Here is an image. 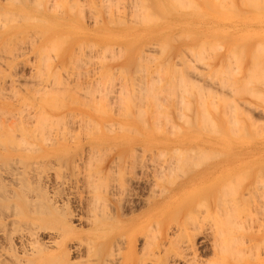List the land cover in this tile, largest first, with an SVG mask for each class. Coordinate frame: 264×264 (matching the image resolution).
I'll use <instances>...</instances> for the list:
<instances>
[{"label":"bare ground","instance_id":"obj_1","mask_svg":"<svg viewBox=\"0 0 264 264\" xmlns=\"http://www.w3.org/2000/svg\"><path fill=\"white\" fill-rule=\"evenodd\" d=\"M2 1L0 0V11L3 15L4 14L3 12L4 11L9 12L11 7L9 6L10 8H8V6H7L9 2L7 4H4L5 0L3 1L4 3ZM11 1H14V0H11ZM19 1H18V3H22L21 4L22 7H24L26 9V7H28V6H26L27 3L31 4V2L33 0L31 2H29L30 0L29 1L27 0V3H25L24 0H22V2H19ZM42 1L43 0H41V1L40 0H36V1L34 0L33 4H35V2H36L37 5L39 7H41L43 5ZM51 1H53V0H51ZM60 1L61 0H59V2L56 1L59 5L57 3L54 5L59 6V9L61 8V11H63L62 10L63 5L60 7ZM65 1L68 2V4L66 2L65 3L69 6V7H67V9H69V11L71 9L70 13L72 12V10H74L76 8V5L80 4V3H76V2H79L80 0L79 1L75 0L76 2L72 1L74 3V6H75V8H73L71 0H69V1L71 2L72 6L70 5V2L68 0H65ZM81 1H83V0H81ZM84 1L82 2V4L84 3ZM91 1H89L90 4H94L91 6H93V7L95 6L96 11H97V9L99 10L101 6L98 8L95 4L98 1L94 0V1H97L94 3H93V1L92 2ZM101 1L103 2V0H101ZM108 1L106 0L105 2L107 3ZM110 1L111 2H109V3L112 5L113 0H110ZM118 1L121 2V0H117L115 2L114 6L113 5L109 6V3L107 5L105 2H104L105 4L104 3L102 4L101 2L100 3L102 5H106L104 7L102 6L103 8L108 7L107 9H105L106 11L105 10L104 11H105V13L108 12L110 14V12H112V11H109V10L112 9V7L114 8L115 5H117L120 8L119 5H121V4H119ZM128 1L129 0H125V2H124V0H123V3H124L123 13L126 10H129V7H127V6L133 7L135 2H136L135 6H134L135 9L132 8V9H134L135 14H134L133 10L130 8L132 10L131 13L134 15V17L137 16V13L141 14V12L145 11V12H143V14L140 15L141 18L143 19V20L142 19L141 20L144 23L148 21L147 24L148 23L150 24V26L148 25L149 27H155V26H151L152 23L150 22V20L152 19L151 21H154V20L156 21L157 18H154L153 15H150V17H148L149 14H151L149 12H148L149 14H146V11L148 10V7L150 6V4H145V5H149V6H146L147 8L145 7L146 8L145 9V8H143L142 1H140V0H138V1H140L139 3L136 0H133V5L129 4L132 2L131 0L129 1V3L127 5L126 2H128ZM174 1L172 0V2H174ZM187 1L188 0H186V2H182L181 3L182 6H180L178 4L179 7H183V9H184L186 6V5L184 6V4L185 3L187 4ZM217 1L218 0H216V2ZM223 1H225V0H222V3H221V0L219 1L222 4V5L219 4V6L223 7V8L220 7V8H222V10L223 9L226 10L228 6L227 7L224 6ZM247 1H249V0H247ZM259 1L261 3L262 2L264 3V0L263 1L259 0ZM15 2H16V0H15ZM63 2H64V0L61 2V4ZM87 2H86V6H88V4H89V3L87 4ZM153 2L155 4V1H153ZM168 2H169V0H168ZM178 2H179V0H178ZM178 2L176 0L175 4ZM239 2H240V0H239ZM242 2L244 3L245 1L241 0L240 6H239V5H237V4H239L238 2L236 4L235 0L234 1L231 0L230 4L233 5L235 3L236 6L241 7V6H243V5H241ZM250 2L252 3V1H250ZM256 2L258 3L257 0H256ZM39 3H40V5H39ZM52 3L53 2H51L49 6H51L53 8L54 6H52L53 5ZM75 3H76V5H75ZM188 3H191V2H188ZM192 3L195 4L196 3L195 0ZM224 3H226V2H224ZM228 3H229V0L226 4H228ZM263 3H262V5H263ZM9 4H11V3H9ZM46 4H49L48 0H47ZM125 4L127 5L126 6L127 9L125 7ZM137 4L138 5L141 4L140 6L142 8L139 6V9H138ZM169 4L171 5L174 3H169ZM244 4H246V2ZM254 4H256V3H254ZM258 4H260V3H258ZM14 5H16V3ZM83 5H85V4H83ZM83 5L82 6L79 5V6L83 8ZM143 5H144V2H143ZM178 5H177V7H178ZM231 5L228 8H231L232 10H233V8L235 9L236 6L232 7ZM247 5L249 6V3ZM252 5H253V3L251 4V6ZM33 6H35V5H33ZM49 6L47 5V6L43 7L42 10H39L41 8H38L37 11H38V13H40L39 15H42L43 13H44L43 15H45L47 12L50 15L49 12L52 13L53 9L51 8L52 11H50ZM91 6L89 8L90 11H91V9H93ZM117 6L115 7L116 11L114 10L115 12L113 11V13L117 14L118 10H122V8L119 9ZM157 6L159 7V4ZM163 6H164L163 8L168 7V5L167 6L163 5ZM197 6L200 7L201 5L199 6L198 3H197V5L195 4V7H196L195 9H200ZM251 6L248 7L249 11H250ZM12 7H13V5H12ZM121 7H122V5H121ZM193 7L194 6H192L190 4V8H193ZM214 7L215 6L213 5V8ZM243 7H245V6H243ZM253 7H255V5L252 6V8ZM256 7H258V6H256ZM85 8L86 7H84V10H85ZM140 8H141V10H140ZM173 8H174V5H173ZM188 8H189V6H188ZM190 8H189V11H190ZM261 8H263V7L261 6ZM17 9L20 10V8H17ZM57 9L58 8H56V11H55L56 13L59 11V10L57 11ZM142 9H143V11H142ZM150 9H151V7H150ZM169 9H170V11H169ZM169 9H168V11L171 12L170 7H169ZM210 9H212V8H210ZM214 9H216V8H214ZM236 9H239L238 12L240 10L243 11V9L245 11V8H243V9L236 8ZM81 10L83 11V9H81ZM81 10H79L78 13H76V14L80 15L82 13V15H80V17L82 16L81 18L84 20V19H86L84 17V15H85V13H86L85 11L87 9L84 12H81ZM131 10H129L127 14H131V13H129ZM135 10H137V11L140 10L141 12H136ZM157 10H158V8H157ZM166 10H167V8H166ZM166 10H161V11L166 12ZM177 10H179V9H177ZM177 10H175V11H177ZM260 10H262V9H260ZM11 11L9 12V14L11 13ZM15 11H16V9H14V12ZM183 11L184 10H182V12ZM186 11H188V10H186ZM233 11H235V13H236V10H233ZM253 11H254V9H253ZM18 12L15 14L16 16L13 13L14 18L17 17L18 20H19V18H20V20H22L21 19L22 15L20 17L17 16ZM20 12H21V14L23 13L22 11H20ZM25 12H26V10H25ZM29 12H30V10H29ZM76 12H77V10H76ZM177 12H179V11H177ZM182 12H180V13H182ZM1 13H0V17L2 16ZM7 13H5L7 20L9 19V20H12V22H13V18L11 19V17H13V15L11 16V14H10V17H9V14L7 15ZM36 13H33L34 14V17H33L34 20L39 19L38 15H37L38 13L37 14ZM53 13H54V11H53ZM56 13H55V15H56ZM62 13L63 12L60 13V16ZM65 13H66V15L63 16V14H62V17H59V18L56 17L58 19H56L55 21H54V19L51 18L53 20L52 22L57 23V25H61V24L69 25V23H71V21L73 22L74 20H76V19H74V20H72V19L76 18L77 16L73 17L71 19L70 15H68L67 12H65ZM74 13L75 12H73V14ZM118 13H120V15L123 14V13H121V11H119ZM144 13H145V18H144V16H142V15H144ZM154 13H155V10H154ZM174 13H176V12H174ZM186 13L188 14V12H186ZM186 13H185L186 16H189V15L191 16L193 14L192 13V14L187 15ZM189 13H191V12H189ZM220 13H221V11H220ZM244 13H243L244 15L247 14L246 12H244ZM35 14L37 15L36 17H35ZM87 14L89 16L91 15L88 12H87ZM92 14L94 15V13H92ZM97 14H100L99 11ZM109 14L105 15V17L107 16L108 20L110 19V17L113 18V22H114L116 17L114 16L115 17V19H114L113 15H115V14H113V15L110 14L111 16H109ZM196 14H197V12H196ZM253 14H255V13L253 12ZM55 15H53V16H55ZM79 15L77 18L78 21H79ZM133 15H132V18H133ZM200 15L202 16L201 12H200ZM223 15L226 16L224 13H223ZM46 16H47V14H46ZM125 16H126V20L124 18H122L121 16L117 15V17L121 18L119 20H121L122 22H123V20H124V22L128 20L127 19L128 15L125 14ZM140 16L138 15V18L136 17V19L133 18L134 20L130 16L132 21H130V20L129 21L133 22V23H137L138 20H140ZM154 16H155V14H154ZM159 16H160V14H159ZM172 16H174V15H172ZM186 16H185V18H186ZM197 16H198V14H197ZM4 17L5 16H3V18H0V20L1 19L4 20ZM94 17H95V19L101 18L98 15L93 16V19H94ZM123 17H124V15H123ZM209 17H210V15H209ZM232 17H233V15H232ZM249 17H247V19H246L247 21H248ZM257 17L260 18L261 15H260V17L257 15ZM23 18H25L26 20H32L29 18V16H27V18H26V16H23ZM53 18H55V17H53ZM146 18H148V19H146ZM160 18H162V16ZM183 18L184 17H182V19ZM244 18H246V17H244ZM244 18H240V19L243 20ZM25 19H23V20H25ZM90 19H91V17L89 18V21H90ZM95 19L93 20L94 23L96 21H100V23H101V22H103L102 20H104L101 18L102 20L99 19V20L95 21ZM260 19H262V18H260ZM3 20H1L2 22L0 21V23L3 24ZM7 20L6 21L4 20L3 26L5 25V22H10L9 20L8 21ZM40 20L41 19H39V21ZM44 20L46 21L45 18H44ZM83 20H81V21H83ZM108 20L106 21L107 23L112 21V20L111 21H108ZM117 20H118V18H117ZM135 20H137V21L135 22ZM165 20L167 21V17ZM169 20H168V22H169ZM171 20H173V19H171ZM208 20H210V19L208 18ZM262 20H264V19H262ZM142 21H139V22L142 24L143 23ZM158 21H160V19H158ZM158 21H157V24H159V26H161L160 23H162V22L158 23ZM162 21H164V20H162ZM173 21L175 22L176 20H173ZM184 21H186V19H184L182 22H184ZM198 21H200V20H198ZM223 21H224V19H223ZM234 21L235 20H233L232 22H234ZM257 21H258V19L256 20V22ZM14 22L18 23L17 21H14ZM23 22H25V21H23ZM33 22H35V21H33ZM52 22H49V23L51 24ZM84 22H88V21H84ZM180 22H181V20H180ZM182 22H181V24H182ZM219 22H221V20H219ZM256 22H255V25H256ZM19 23H21V21ZM36 23H38V22H36ZM39 23H41V22H39ZM79 23H80V21H79ZM79 23H77V24H79ZM90 23H91V21H90ZM116 23L117 22L115 21L114 24H116ZM121 23L118 22V25H120ZM196 23L194 22L192 24L195 26L196 25L198 26L199 22L197 24ZM200 23H202V25H203L204 22H200ZM200 23H199V25H200ZM211 23H212V21H211ZM213 23L211 24V26L213 25ZM217 23L218 22L216 21V24ZM221 23L223 25L226 22L225 23L221 22ZM237 23L239 24V22H237ZM244 23L247 24V22H244ZM250 23H251V25L253 24V26H254L253 22H250ZM258 23H259V21H258ZM258 23H257V25H258ZM2 24H0V26H2ZM48 24H46V25H48ZM81 24L82 23H80V25ZM95 24H97V22ZM110 24H113V23L111 22ZM157 24H155V25H157ZM243 24H242V26H243ZM249 24H248V26H249ZM71 25H73V24H70L69 26H71ZM133 25H136V24H133ZM143 25H145V24H143ZM180 25L178 27H183ZM222 25H220V26H222ZM230 25H232V24H230ZM236 25L237 24H235V26ZM240 25H238L237 30H238ZM3 26L1 27L2 29L0 28V30L4 29ZM37 26H39V25H37ZM99 26H98V28H100ZM174 26H175V24H174ZM208 26H210V23ZM213 26L215 29V24ZM217 26H219V24ZM48 27H50V25ZM87 27H88V25H87ZM87 27L85 26L86 31L88 33L89 31H88ZM94 27H95V25H94ZM190 27L191 26H189V29H190ZM225 27H227V30H228L229 27L228 26H225ZM8 28L5 29L7 31V33H8ZM20 28L22 29V27H20ZM20 28H15V30L16 29L19 30ZM67 28H68V26L66 27V29ZM80 28L82 29L83 27H80ZM85 28L83 29V31L85 30ZM104 28H105V26H104ZM104 28L102 27V30H104ZM118 28H119V26H118ZM168 28H170V27H168ZM175 28H176V26H175ZM246 28H247V26H246ZM255 28H256V26H254L252 28V29H254L253 30L254 32H252L254 34L256 33V30H257V28H256V30H255ZM38 29H41V28H38ZM75 29H72V30H75ZM89 29H90V27H89ZM93 29L95 30V28H93ZM120 29H122V27ZM165 29H167V28H165ZM171 29H173V28H171ZM184 29H185V25H184ZM184 29L182 31H180V33H182L181 35H179L180 34L179 33L177 36V34H176L178 32L177 31L175 33L176 35L174 36V34H173L172 36H174V38L177 40L178 39L181 40L186 36V38L189 37V38H187L189 40L190 35L187 36L188 35V34H186L187 32L185 34H183ZM191 29H192V27H191ZM212 29H213V27L211 28V30ZM234 29H236V28H234ZM234 29L233 30L231 29V30L233 32H235ZM239 29H241V26ZM17 30H16V32H17ZM72 30H70V31H72ZM108 30H110V29H108ZM159 30H161V29H159ZM190 30H188V32ZM195 30H196V28H195ZM195 30H194L193 35H195V33H196ZM249 30H250V28H249ZM13 31H12V33H15ZM28 31L29 30L27 28V32ZM39 31L37 33L34 30H33V32L30 31L31 33H33L35 35L34 36L32 34L31 36L36 37L38 35L39 38L36 37V39L38 38L40 40V38L42 36L44 37V35H42V34L49 32V30H47L46 32L41 31L42 32V34H41V32H39ZM78 31H81V30H78ZM126 31H128V29ZM131 31H132V29H131ZM162 31H159V32H162ZM198 31H200V29H198ZM84 32H80V33H84ZM94 32H96V31H94ZM108 32H110V31H108ZM142 32L145 34L144 31H142ZM149 32H150V30H149ZM191 32H192V30H191ZM212 32H213V30H212ZM222 32H223V30H222ZM53 33H54V31H53ZM153 33H155V32H153ZM165 33H166V31L164 32L163 36L166 35ZM173 33H174V31H173ZM197 33H200V32H197ZM206 33H208V32L206 31L204 33V35ZM229 33H231V32H229ZM21 34H23L22 35L23 38H20V34H19V37H17L16 34L14 36L17 42H18L17 38L20 39L18 43L21 42L22 44H25V42L23 43V41H22V40H25V38H28L26 40H29L30 38H32V39H30L31 40L30 42L32 44H35L38 42V41H35L36 39L31 37L30 35H29V37H27V35L24 34V31H23V33L21 32ZM27 34H29V32ZM55 34H59V33H55ZM95 34L96 33H94V36H97ZM100 34L102 35V33H100ZM103 34H106V33H103ZM112 34L114 36V33H112ZM120 34L117 33L118 36ZM152 34L150 36H152ZM190 34L192 35V33H190ZM226 34H228V33L226 32ZM233 34H236V32ZM233 34H232V36H233ZM243 34H244V32H243ZM245 34H246V32H245ZM3 35H5V34H3ZM3 35H1V33H0V36L3 37ZM60 35H61V33H60ZM92 35H93V33H92ZM134 35H135L134 40H136L135 42L138 43L139 41H137V38H136V35H138V34L136 33ZM141 35H142V33L139 34V38H141ZM158 35L159 34L157 33V36ZM183 35H185V36L182 37ZM10 36L8 37V39H6L7 36L5 37L6 42L4 41L2 43V46H0V47H3L4 45L7 47L8 43H10L8 45L9 47H10V45H13V47L16 46V44H15L16 41L13 38V35L11 36L12 37L11 41H13V39H14V41H15V42L13 41L14 44L10 42V39H11ZM24 36H26V37H24ZM46 36L47 35L45 34L44 39L46 38ZM105 36H104V38L108 37V36L107 37H105ZM124 36H126V35H124ZM163 36H161V38L165 39V38H163ZM172 36H169V37H172ZM224 36L230 37V34L224 35ZM247 36L249 38H251V35L249 36V34H248ZM55 37H56V35H55ZM62 37L65 39L64 35ZM62 37H61V39H59L60 41H63ZM70 37L69 38L73 40L74 36L72 37V35H71ZM178 37H180V38L182 37V38L180 39ZM192 37H194V36H192ZM209 37H210V35H209ZM212 37H216V35L212 36ZM238 37L239 36L237 35V38ZM253 37H255V35ZM66 38L68 39V37H66ZM76 38H79V37H76ZM76 38H74V40ZM139 38H138V40H139ZM142 38H145V37H142ZM156 38L157 37L154 38V41L158 39V38L157 39ZM197 38L195 40L200 39V38H198V39ZM70 39H69V41L66 40L67 42L64 45L62 42H61V44H58V43H60V41L58 39H57V41H59V42L56 43V38H55V42H54V40L52 42L56 43L58 45H61V46L63 45V48L65 47V49L68 50L71 48V46H70V48H68L69 46H67V43L70 42ZM80 39H81V37L79 38V40ZM86 39H88V38L86 37ZM91 39H90V42H93V41H91ZM100 39H103V36H101ZM129 39H130V37H129ZM129 39H126V40H129ZM151 39H153V38H150L149 39L150 42H149L148 39L145 38L141 42L144 43L145 40H147L148 43L151 44V46H152V44L154 45V46H152V48H150L151 46L148 44H143L144 46L140 52L138 51L137 47L134 49H137L138 53L139 54L142 53V55H144L146 53V51H149V54H151L150 51H152V50H153L152 54H154L156 52V50H159L161 48V45H159L160 42H157V41H156L157 44L156 43L154 44V41L153 40L151 41ZM167 39H168V37H167ZM173 39L169 38L170 41L165 39L166 41L163 40V42L165 41L168 44V42H171V40H173ZM202 39H204V38L202 37ZM7 40H9V41H7ZM48 40H50V38H48ZM109 40H110V38H109ZM119 40H121V39H119ZM188 40H186V42ZM232 40L233 39L231 38V41ZM33 41H35V43ZM50 41H47V42H45V40H44V42L42 41L43 44L44 43L46 44V45L44 44V46H46L47 48H45L43 45H41V49L44 47L43 49H45V50H42V51L45 53L47 51L48 58L52 59V58L57 57V55L55 54L57 52V50L55 53L51 52L54 50L55 47L52 48L50 46L52 44V43H49ZM112 41H114V40H112ZM160 41H161V39H160ZM193 41H194V39H193ZM215 41H216V44H219L220 41H224V40L218 39V41H219L218 42L216 39ZM215 41L212 42V44L213 43L215 44ZM0 42H2L1 37H0ZM30 42L28 43V41H26V43H28L29 46L32 47ZM63 42H65V40ZM94 42H96V41H94ZM176 42L178 43V41H176ZM189 42H192V41L189 40L188 43ZM194 42H192V43H194ZM210 42L211 41L209 39V41H207V44H209ZM4 43H6L7 45ZM47 43L50 44V45L48 44L49 47L47 46ZM76 43H77V41H76ZM76 43H75V45H77ZM79 43H81V42H79ZM108 43H109V41H108ZM142 43H141V45H142ZM145 43H147V42H145ZM174 43H175V41H174ZM200 43L202 45V43L205 44L206 41L205 42L200 41ZM228 43H230V42H228ZM261 43L263 45V42H261ZM81 44H83V42ZM84 44H86V42ZM93 44L95 45V43H93ZM93 44H92V46H93ZM100 44H101V46L104 45L102 41ZM100 44H99V46L96 44V46L101 47ZM132 44H134V43H132ZM186 44H183V46L185 47ZM214 44H213V46H215ZM241 44H242V42H241ZM20 45H17V47H20ZM27 45L25 44V46L27 48H31V47H28ZM70 45H72V44L70 43ZM83 45L82 46L80 45V48L82 50L84 48ZM87 45H88L87 47L89 48L90 44H87ZM111 45L113 46V44H111ZM141 45L139 47H141ZM155 45L156 46L159 45V47L157 46L156 49L153 48V47H155ZM162 45L164 46V47L163 46L162 47L165 48V50L163 49L164 53H165V51L167 52L168 51V50H166L167 45H164V44H162ZM195 45H197V44H195ZM201 45H200V47L197 48L199 51L201 50L200 48H202L203 50H206V48H207L208 51L206 50L205 52L203 51L202 53H200L201 55H199V54L196 55L197 52L199 53V51L196 49L197 51L194 53V57L196 55V57H195L196 59L193 61L195 62L198 58V61L200 63L203 62V64H205L204 63V61H205L206 64L204 66H206L207 64L209 65V63H207L206 60H212L213 57H211V56H213L215 54V52L219 51L220 49L216 50V47L218 45L215 46L214 48L212 45H210V46H212L213 49L209 45L206 46V44L204 45V47H205V49H204V47H202ZM235 45L233 44V47L230 50L227 49V51L229 50V53H227V55L229 56L230 54H232L231 59H233L236 56L239 59L234 58L233 60L237 59V61L238 60L240 61L241 56L238 57V55H235V53H236V51H234V49L236 50ZM260 45L261 44H259V46ZM5 46L3 47V49H0V52L3 51L5 48L6 50H4L2 52L4 55H5V53H6V55L7 54L11 55L10 53H12V55H13V56L12 55L10 56L11 58L7 56V58H8L7 59L6 55H5V57H3L4 55L2 53L0 54V55H3V56H1L2 59L6 58V60H7V61L2 60V59L0 60V61H4L2 63L5 64V66H6L5 69L7 71L9 64L11 62L13 63V60L18 62L19 59L16 60L17 59L16 56L19 55V58L22 56L24 57L26 54L25 55L23 54L25 52L23 50L24 49L27 50V49L24 48L25 46L23 45V47H22L23 50H22V48L16 50V48H17L16 47V48H13L12 52H10V50H12V46H11L10 50L8 48H6ZM38 46H39V44H38ZM84 46H86V45H84ZM104 46H102V47H104ZM125 46L128 47V44L127 45L125 44ZM132 46H134V45H132ZM174 46L175 45H173V47ZM187 46H189V45H187ZM227 46H229V45H227ZM35 47L33 46L31 48V50H33V48H35ZM87 47H86V49H88ZM94 47L95 46H93V48ZM98 47H96L97 49L95 48V50H97V52H98ZM120 47L122 48V46H120ZM120 47H119V44H118V47L116 44V48H120ZM173 47H170V51H168L169 53L171 52V48H173ZM180 47H182V46H180ZM244 47H245V45H244ZM244 47L242 46L241 48L245 49ZM261 47L263 48L264 46H261ZM51 48L53 50L50 51ZM58 48L61 49V47H59V46H58ZM90 48L87 50L89 52H86V49H84V51H85L84 56H86L87 59H88V55H86V54L87 53L92 54L91 56H89V58L91 57V60L90 59L86 60L85 59L86 57L84 58L88 62H83V63H87L84 65H87L88 67L91 64V61L94 60L93 58H96L98 56L99 52L101 54L100 56H102V53H101L102 49H101V51H99L98 53L95 54V56L97 55L95 57L93 54V53H95V50H92L93 51L92 52L90 50ZM108 48L109 47L107 46L106 52L108 55L113 53V52L116 53V50L114 51V49L112 52L108 53V51H109ZM192 48H194V46L191 47L190 49L188 47L183 48L185 51L186 50L189 51V54L192 56L191 60H190V57L188 58L186 56L187 55L186 53H188L187 51H186V53H184L185 51H181L182 49L181 50L179 49L181 52L180 55L184 54L186 56V58H185L183 55H181L182 58L186 59V62H188L187 60H189L190 62L192 61V58H193L192 54L193 53L190 52V51H193ZM217 48H220V47L218 46ZM241 48L238 47V49L240 51L242 50ZM257 48H259V47H257ZM48 49H49V51H48ZM122 49H124V47ZM14 50H16L18 52H21V50H22L23 51L22 55H21V53L17 54L18 52H16L15 54H17V55L14 56V54H13L15 52ZM63 50H61V51H63ZM66 50L64 51L65 54L67 52ZM82 50H81V52H82ZM104 50H105V48L103 49V51ZM126 50H127V48H126ZM239 50H237L238 53L244 55L242 52H239ZM37 51H36V54L34 53L35 57L38 54ZM42 51H40V54L42 53ZM70 51H72V49H70ZM74 51H79V50L74 49ZM209 51H211L210 53H213V54L209 53L210 56L208 57L209 54L208 53L206 54V52H209ZM253 51H255V50H253ZM253 51H252V54H253ZM7 52H10V53H7ZM28 52H30V51H28ZM48 52L54 54L55 57H52L53 55L51 56L52 58L49 57L50 54H48ZM104 52H103V54L105 55ZM127 52H128V50H127ZM134 52H136V51H134ZM256 52H259V50H257ZM59 53H57V54H59ZM72 53H74V52H72ZM120 53H124V52H122V51L119 53L117 52L116 56L117 55L120 56L121 55ZM203 53H204V55L206 54L208 59L205 60V58H203L205 56L200 57V56H202ZM69 54H70V52H69ZM79 54H81V53H79ZM223 54L224 53H222V55ZM263 54H264V50H263ZM28 55H29V53H28ZM28 55H26L27 58H28ZM45 55L46 54H44V55L42 54V56H45ZM82 55H83V52H82ZM157 55H159L161 57V54H157ZM167 55L169 56L170 54L167 53ZM167 55H166V58H167ZM175 55H177V54H175ZM218 55H219V53H218ZM260 55H261V53H260ZM42 56L41 55L38 56V58L40 57L41 61H40V59H38V61H37V59H34L35 57H33L34 60L31 58L32 59L31 61L36 60V62H34L35 66H33L32 62H31L32 65L28 64V63H30V61L25 59V57H24L25 60H22V61L19 60V63L28 62V63H26V65H30L31 67L37 68L38 65H36V63L38 62L40 64L39 67L42 68V71H43L42 73H44V76H46L47 79L50 78V81L52 79L51 82H53L54 77L51 78V76L55 75L58 82H59V80L61 81V79H62V81H61L62 84H64V82H65V81L63 82V80H67L69 78V75H68V78L66 77V75L68 74V71L71 70L70 66H71V64L73 65V63H72L73 60H74L73 62L75 63L74 58H76V61H81V63H82L83 57H84V56L82 57L80 55L82 57V59L80 57H78V59L80 58L78 60L77 56H75V53H74L75 57L73 56L74 58H71V63L69 64L70 66L69 67L65 66L67 69V72H66V69L64 68V65L65 64L68 65V63L70 62L69 61L70 56H68V61H69L68 63L64 62L67 60L64 57L65 60L63 59V62L65 64L61 65L60 63H58V65H57L55 63V65L58 66V67H56V68H58V70L56 68H54V70L52 72V69L55 66V65H53L54 59L52 60V63L50 65L49 63L51 62V60H49L46 56L45 57H42ZM100 56H98L96 59H98L100 61H105L104 59L107 60V58L109 59V57H110V59H113V58L116 59L117 58L115 56V54H113L114 57L108 56L104 59L101 58V59H103V60H101V59H99ZM123 56H124V54H123ZM128 56H129V54H128ZM137 56H138V54H137ZM145 56H146V54H145ZM151 56H152V59H151ZM151 56L148 55L146 58L149 60L145 59V62H144V61H140V59H142L141 54H140V56H139L140 57L139 58L140 63L139 64L137 63V66L140 65L142 68H145L146 64L149 65V63L152 62L154 59H155V61H157L156 60L157 57L159 58V56H156V58H154L155 54L151 55ZM162 56H165V55H162ZM224 56L225 55H223V59H224L223 61H225V59H226ZM228 56H226V57L228 58ZM13 57L14 58L16 57V59H14ZM58 57H57V59L62 60ZM60 57H63V56H60ZM111 57H113V58H111ZM171 57H172V55H171ZM215 57H217V54ZM254 57L255 56L253 55L252 58L255 59ZM262 57H260V58H262ZM9 58L11 59V61H9L10 60ZM45 58L49 60L48 62L46 60V62L48 64L45 63V66L43 65L44 67L47 66L46 68L41 66L42 65L41 63L45 60ZM178 58H180V56H178ZM200 58H202L204 61H202V59H200ZM120 59H122V58H120ZM163 59H160V61L161 60L163 61ZM184 59H182L183 60L182 61V60L177 59V57H176V60H179V62L182 61L184 63ZM220 59L222 61V58H220ZM231 59H230V56H229V59H227L228 60L227 61L228 66H231V65H229L230 64L229 62H232ZM253 59H251V61H253ZM146 60L150 61V62L148 63ZM171 60H173V59H171ZM176 60H174V61H176ZM215 60H216V58H215ZM243 60L244 59H241V61H243ZM262 60H263V58L260 59V61H262ZM5 61L8 63V65L6 64ZM123 61H126V60H123ZM155 61H153V62H155ZM193 61L191 64L192 67L194 65ZM254 61H253V63H254ZM257 61H259V60H257ZM44 62H43V64H44ZM106 62H108V61H106ZM106 62H104V63H106ZM119 62H120L119 63V65H120L121 61H119ZM141 62H144L145 64L144 63L142 64ZM170 62H172V61H170ZM177 62H175L174 64H176ZM190 62H188V63H190ZM216 62H218V61H216ZM220 62H219V66L221 64ZM24 63H22V64L24 65ZM83 63H82V65H83ZM94 63H96V62H94ZM98 63L100 65L96 64V66L98 65V67L96 69H100L99 67L101 66L102 62H98ZM125 63H127V61ZM165 63L167 64V61ZM188 63H187V65H188ZM262 63L263 62H261V65H262ZM76 64H77V62H76ZM76 64H74L73 66H76ZM79 64H80V62H79ZM111 64L115 65L114 63H111ZM127 64H129V63H127ZM153 64H154V66H156L155 63H153ZM180 64H181V62H180ZM180 64L178 63V65H180ZM184 64H183L184 68L182 67L184 70L187 68L189 69V66H190V69L193 70L190 64L188 66L186 65L187 68ZM203 64H201V66ZM227 64H225V65H227ZM257 64H259V63H257ZM12 65L13 64H11V66ZM15 65L18 66L19 64L15 63L12 67L13 68L16 67ZM26 65H24V66H26ZM49 65H50V67H48ZM80 65H79V67H75V68H79V70H78L79 72L77 70H75V68L72 69V73L75 75V77L77 76L78 73L83 72V70L84 71L86 70L87 72L92 70L91 69L88 71L86 68L83 69L81 66V69H83V70L80 71L81 70ZM84 65H83V67H84ZM119 65H118V68L120 69ZM131 65L132 64H130V66ZM134 65H135V63H134ZM144 65H145V67H143ZM158 65H160V67H161V65H162L161 62L158 61ZM208 65L206 67L203 66L204 68L202 67V69L206 70V68H209ZM234 65H236V63ZM239 65L240 64L237 63L236 67L238 68ZM252 65H255V64H252ZM252 65H250V66L252 67ZM261 65H260V67H262ZM0 66H1L0 72L3 71L0 75L3 76L2 74L6 73V75L8 76L9 75L8 72H4L5 71L4 65H2L0 63ZM30 66L27 68H30ZM51 66H52V68H51ZM60 66H63V67H60ZM92 66L94 67V65H92ZM106 66L104 65V67H106ZM124 66H126V65H124ZM150 66H149L150 69L154 68V66H152L153 68H151ZM170 66H172V64ZM196 66L194 65V67H193V68H196V69H194V70H196L195 72L198 71L196 74L201 73V68H200V71L198 68V67H200V65H198L197 67ZM219 66L216 67V70ZM20 67L17 69L18 72H19ZM132 67H130V68H132ZM135 67H136V65H135ZM166 67H167V65H166ZM174 67H176V68H174L175 73H179L178 78L181 77L182 75H180V74H182V73H180L178 71L181 68L179 67L180 69L176 70L178 68L177 65ZM251 67H250V69H251ZM257 67H259V65ZM2 68H3V70H2ZM35 68H34V71H36ZM41 68H37V69L39 70ZM47 68L48 69L51 68V71L49 70L50 74L52 72V75H50V77H48L49 74L45 75V73L48 71ZM60 68H63L62 72L64 70L66 74L64 72L63 73L65 75L63 73H61V74L59 73V72H61ZM68 68H70V70ZM101 68H102V66H101ZM106 68H107V71L110 72V70H108V69H110V66H109V68L108 67H106ZM122 68H121V70H122ZM124 68H127V67H124ZM138 68L136 67L135 70L138 71L139 70ZM157 68H159V66ZM157 68L155 67L153 69V71H150L148 73L152 74L151 72H153V75H154L155 71L159 72V70H160V68L159 69H157ZM162 68H164V67H162ZM9 69L11 70L12 68H9ZM43 69H46L45 72ZM59 69H60V71H59ZM93 69H95V67ZM171 69H169L167 71H165V69H164L163 71L164 72H168V71L171 72L170 71ZM183 69H181V70L183 71ZM190 69H189V71H190ZM209 69H212V68H209ZM227 69H228V67H227ZM229 69H232L231 72L234 70L233 68H230V67H229ZM10 70H9V72H11ZM22 70L23 69H21V71ZM24 70L27 71L26 68ZM24 70H23V72H25ZM29 70L30 71H27L25 73L27 76L29 75L28 76L29 79H28V77L26 79L31 81L34 78L36 80L37 79L36 76H38V75H35L34 77H32L33 76L32 73L34 71L33 70L31 71V69H29ZM55 70L58 72H56ZM74 70H75V73H77V72L78 73L75 74ZM145 70H148L147 67ZM194 70L192 71V74H191V72H188V70L185 71L184 74L187 75V72H188V75L190 73L191 76L193 77V74L195 73ZM213 70H212V74L215 73V72H213ZM224 70H226L225 66H224ZM224 70H222V68H221L220 73L217 71V73L220 74L219 75L220 78H224V75H229L228 72L227 73L225 72L223 77H221ZM235 70H237V69H235ZM235 70L232 73L236 72ZM262 70L264 71V68ZM14 71L15 70L12 69V73H14V74H16V76H18L19 74L17 72L15 73ZM86 71L83 73H86V75L88 76ZM96 71H101V70H95V72H93V73H96ZM103 71H102V73L104 74L106 72V70H105V72H103ZM122 71L125 72L124 70H122ZM209 71L210 70H208L207 72H209ZM247 71H248V69L246 70V72ZM256 71H255V76H256ZM28 72H32V73L27 74ZM39 72H40V70H39ZM39 72L35 73V74H39V76H38L39 78L36 81H38L40 79L42 80V78H43L41 76L42 73H39ZM117 72L120 74V72L118 70H117ZM141 72L144 73V69H142ZM141 72H136V73L138 75V74H141ZM158 72L156 73V75L158 74ZM164 72H163V74H164ZM203 72H204V70H203ZM229 72H230V70H229ZM240 72H241V70H240ZM240 72H239V74H240ZM249 72H250V70H249ZM12 73H10V74H12ZM53 73H55V74H53ZM72 73H70V79L68 80L69 82H70V80L72 81V79L75 78ZM90 73L92 74V72H89V75H90ZM100 73L101 72H99V75H100ZM145 73H147V72H145ZM206 73H204L203 76L204 75L206 76ZM209 73L211 74V72H209ZM21 74H22V72H21ZM56 74L58 75V77L59 76L60 77L63 76V77L60 79V77L58 78ZM97 74L98 73H96V75ZM103 74H102V76H104V77H101V78L104 79L106 75H108V76H109V74L115 75L116 73L113 74L110 72L108 74V72H106V75L105 74L103 75ZM131 74H129V75L133 76ZM201 74L197 75V79H200ZM216 74H215V76H216ZM6 75H4V76L7 77ZM26 75H25V77H26ZM79 75L80 74H78V76ZM86 75H84V76H86ZM94 75L95 74H93V76ZM153 75H150V79L147 77V80L152 81L151 79L153 77V81H154L155 75L154 76ZM158 75H157V77H158ZM169 75H171V74H169ZM175 75H177V74H175ZM9 76H11V75H9ZM16 76L15 75H14V77L11 76V79L13 77L14 79L17 78V80H18V78L22 79L24 77V75L23 76L20 75L19 77H16ZM40 76L42 78H40ZM72 76H73V78H72ZM108 76L105 79L107 82L108 81L110 82V80H108L109 79ZM115 76H112V77L109 76V77H111L110 79H112ZM120 76L118 77V74L116 76V77H118V80L120 78V82L124 81L127 78V76L124 79L122 77L123 80H121ZM198 76H199V78H198ZM209 76L210 77L207 76L209 78L208 79L209 81H207V82H210L212 80L211 75H209ZM213 76L214 75H212V77ZM230 76H226V77H230ZM25 77L23 79V80H25V81H23V83L28 82V81H26ZM88 77L90 78V76H88ZM96 77H98V76H96ZM183 77L184 76H182L181 78H183ZM186 77L189 79L188 76H186ZM194 77L196 78V75ZM217 77L216 78L214 77V79L212 80V83L215 80L214 81L215 83H213L215 85L218 84V82H219V81L216 82V80L220 79ZM226 77L224 78V80L226 79V81H228V78H226ZM2 78H4V77H2ZM2 78H0L1 82L3 81ZM46 78L44 77V80L46 81V83L49 84L50 81L48 80L49 81L48 82ZM77 78H76V80L78 81V83L75 79H73L75 81H73V83L71 82L72 87L75 86L74 84H76V83H77V85H79L80 81ZM83 78L81 77L80 79H83ZM89 78L85 79V80H86V82L88 80V82H87L88 85H91L93 82L90 80L93 77L91 76L90 80H89ZM115 78H113V82H115L114 81ZM131 78L132 77H130V79ZM136 78H137V76H136ZM164 78H165V74H164ZM175 78L174 77L171 78L172 81H176ZM195 78L192 79L190 77L189 80H191V82H195L196 81ZM201 78L204 79L205 77H201ZM245 78L246 77H244L243 80ZM251 78H253V77H251ZM9 79H10V77H9ZM14 79H12L14 84H12L8 79L5 80V82L9 81L8 84L11 83V86L10 85L8 86L11 89L13 88L12 86L15 85V82H16ZM100 79L97 78V80H96V78H95L96 81L95 80L94 81L96 83H94L95 85H91L92 87L91 86L88 87L87 83L85 82L86 84L85 83L84 84H85V86H87V88L85 86H84V88H82L84 81L81 82L82 83L81 88L77 87V85H76L77 89H74L75 87H73L71 89L70 84L66 85L67 89L64 87L65 84L62 85L64 88L62 86H60L63 89L59 88V86H57V88H56V86H55V88L58 91H54V89H53L54 86H53V88L51 87L52 89L50 88V90L48 88L52 84H54V85L56 84V83H54V82H57L56 79L54 80V82L52 84L50 83L49 86H48V84L44 83V85L46 84L48 87L41 84L45 81H43V82L38 81L37 83L35 82L36 86L33 84L32 87L34 89L30 88V90H28V88L31 86L29 83H32L33 80L31 82L29 81L28 84L25 83V85H27L26 87L21 82L22 85L24 86V91H26V89L28 90L27 94H25L26 92H24L22 90L23 86L20 87L21 83L18 80L17 83H19L20 85L17 83L16 84L18 85L19 89L17 90L18 87H17V85H15L14 86L15 88H13V92H11V93H14L15 90H16L17 94H18V91H19V93L23 92V95L22 94L18 95V97H20L18 99V101L20 99L25 98V99H23V101L29 99V101H27V102H29L28 105H31L32 103L35 104L36 101L32 102V103L30 102L31 97L30 98L28 97L30 95L35 96V97L37 96L36 99L37 100L39 99L38 101H40V102H41V100L43 101V103H39V104L36 103L35 106L32 104V106H29L28 108L23 107V105L25 106L27 104L26 101L23 102V105H22L23 108L20 107L19 105L17 108H15L16 104L17 103L19 104L20 101L18 102L16 100L17 97L15 98V96L11 97V98H10V96H8L11 94L9 92L11 89L5 88L6 86H4V88H2L3 86L0 87V92L3 91V90H1V88L4 89V91H5V89L9 90V91L6 90L9 93V94L7 93L8 95H6V91L4 92V94H3V92H1V94H3L1 96H3V98L7 96L11 100L13 98H15V101H12V102L17 101L16 104L14 103L15 106L12 107L13 104L11 101L9 102V100H7L8 98L4 102V100H2V97H0L1 98L0 101H3V103H7V105L2 104L3 106L0 104V108L2 107L0 109V112L2 111L0 113L1 114L0 117L3 116L2 118H0V264H264V142H260L257 145H253L252 143H249L248 141H247L248 144L236 143V142L233 143L234 141L232 139L233 142L231 143V142H228L225 140L226 139L225 135H224L225 136L224 140L215 139L217 137V135L215 138H213L211 135V133H213L215 130L213 128H217V130H218L219 126L216 127L214 124H211V122H209L211 119L208 120V117L212 118V116L215 115V113H212L211 117L209 116L210 113H209V115H207L208 114L207 110L204 107L206 102H205V104L202 103L203 101H205L203 98L209 97V96L204 95L205 97H203L201 95L203 101H201V102L199 100L198 101L200 103H202L203 105L199 106L200 103L196 102L198 104V106L201 107V109L199 110V107L197 106L198 109L196 111L195 109L197 107L195 108V104H194L195 102L192 101V99H193L191 96L192 93H191V95H190V93H188L191 91L188 88L193 87L190 85H192V84L194 85L196 82L190 84V81L187 82L184 79L185 81H183V82H185V83H183V82H181V83L185 85L187 82L188 85L186 84L187 87H185V88H187L189 91H187V89H185L183 86H181V87L179 86L182 91H177L179 89V88H176L177 87L176 85H178L177 82L175 83V82L170 81L171 79L170 80L168 79L169 81L163 83L165 86L167 85L166 90H164L165 88L163 87L164 86L163 84H162L163 86H160L161 88H159V86L157 87V85H160V83H162V81H160V83L158 84L157 81L159 78L158 79L156 78L155 80H156L157 84L154 83V84H156L154 86L157 87V90L155 89L156 87H154L155 90L154 89L151 90L153 87L151 88L150 86H149L150 90H147L148 86H146V84L142 82L144 80V76H143L142 80L140 79L139 81H136V80H138V78L135 79V83L137 82V83L145 84L146 89H145V87H142L143 86L142 84L140 85L142 88L138 87L139 84L138 85L135 84L132 87L134 88L136 86V87H138L137 89L131 88L132 90L131 89L127 90V88H125L126 86L124 85L126 81H124L123 85L125 87L121 86L122 89H120V90L117 89L118 85H119V82H117L118 83V84L116 83L117 86H115V83H112V84H114L115 87L112 85L113 88H111L112 90L110 89L111 91H108L109 90L108 88H106V89H108L107 91H103L105 89H103L102 91H99L100 88H98V87H103V88L105 87V86H103L102 82L100 83L101 85H99V86L97 85L98 84L97 82H100ZM162 79H159V80H162ZM230 79H232V78L230 77ZM145 80H146V77H145ZM166 80H167V78H166ZM68 81L66 83H68ZM180 81H182V79L179 80V85H180ZM198 81H200V80H198ZM220 81L221 82H219L218 86L220 87V84L222 83L223 84L222 89L226 90V87H227V89H229L235 85L234 82L236 81V79L233 80V83H230L231 81H228V83L224 81V83H223V81L221 79H220ZM248 81H249L248 83L251 85V83H250L251 81L250 80H248ZM58 82L56 85H59ZM107 82H105V83L107 84ZM127 82H128V80H127ZM148 82H146V83L148 84ZM169 82L175 83V85L173 84L172 86H169V84H170ZM2 83L4 85L5 84L7 85V83H4V82H2ZM2 83H0V84H2ZM38 83H40V86L37 87ZM89 83H91V84H89ZM105 83H104V85H106ZM205 83H203V84H205ZM225 83H227V84H225ZM246 83H247V81H246ZM246 83H245V85H246ZM260 83H261V81H260ZM228 84L230 85L229 88H228ZM231 84H233L232 87H231ZM252 84H254V83H252ZM258 84H259V82H258ZM110 85H111V83L108 86L109 88L112 87ZM129 85H130V83H129ZM131 85H132V82H131ZM224 85L226 87H224ZM245 85H242V86L244 87ZM43 86L47 87L48 89L47 88H45V89L49 90V91H46L44 88H42ZM93 86H95V87H93ZM35 87L38 88V89L36 88V91L37 90L40 91V88H41V91L44 89L43 93L41 91L40 92L42 94L39 91L34 92ZM127 87H128V84H127ZM170 87H173V90H171V91L172 92L174 91V92L170 93V95L168 96L169 98H166L167 97V96H165L166 91L168 93L171 92V91H169L170 89H172ZM200 87H201V85L197 86L196 88L194 86L195 90L197 88H199L198 91L196 90L195 92L200 93V94L201 93L204 94V92H205L204 90H208V89H206L207 87L205 89L202 88L204 90H201ZM213 87H214V85H213ZM92 88H94V89L92 90ZM182 88H184L185 91H183ZM235 88H237V87H235ZM235 88L232 89L233 93H234V91H235V93L237 91V90H235ZM246 88H247V86H246ZM252 88H254V86ZM113 89H115V90L113 91ZM128 89H129V87H128ZM167 89H169V90H167ZM209 90H210V88H209ZM213 90H215V89H213ZM213 90H212L211 94L213 92H215ZM219 90L221 91V89H218V91ZM232 90L230 89V91L228 90V92L227 91L226 92L227 93L230 92L232 95H234L231 92ZM247 90H248V88H247ZM31 91H33L34 93ZM28 92L30 93V95ZM222 92L224 93L222 96H224L226 94V92H224V91H222ZM237 92H238V95H240L239 94L240 92L243 94V92H245V91L242 92L241 90H239ZM247 92H245V93H247ZM262 92H264V91H262ZM35 93H37V94L39 93L40 95L39 94L35 95ZM209 93H210V91H209ZM249 93L254 94L255 92L249 91L248 95H249ZM17 94L14 93V95H16V96H17ZM200 94L198 95V99L201 100V98H199ZM206 94L208 95V91H206ZM218 94H220V93H217V96H218ZM229 94H227V95L230 96ZM4 95H6V96H4ZM11 95L13 96V94H11ZM21 95H22V98H21ZM257 95H259V96L256 97V95L254 94L253 98H259L263 94L259 91ZM213 96H216V95H213ZM222 96H219L218 98H222ZM35 97L33 98L34 100H36ZM57 98H58V100H57ZM214 98H216V97H214ZM224 98H222V99H223V101L224 100L225 101L222 103H225L228 101V100L226 101V97H224ZM231 98L233 99V96H231ZM237 98H238V96L234 99L235 103L236 102L238 103V101H239V100H237ZM240 98L241 97H239V99ZM244 98H247V99H246V101L242 99L244 101L243 103H245L247 105V100L249 97H247V95H246V97H244ZM149 99L150 100L153 99L154 102L151 101V103H149L148 102V101H150ZM44 100L46 101V103ZM187 101H189L190 103H188ZM213 101H215V99L211 100V102L209 103V104H211L210 107L211 106L217 107L216 103H214ZM58 102H60V103H58ZM232 102H234V101L232 100ZM240 102L242 103L241 99H240ZM0 103H2V102H0ZM10 103L12 104V105H10L12 110H10L11 108L7 109L8 107L5 108V106H8ZM21 103H22V100H21ZM21 103H20V105H21ZM101 103H102V105H101ZM248 103L250 104L249 101H248ZM225 104H224V106H225V108L228 109L227 114L229 113V115H228V118H229L230 113H233V112H232V109H230V111H229V106L226 107L228 105V103H227V105H225ZM238 104H240V103H238ZM245 104H244V106H242L244 109L246 107ZM28 105H26V106H28ZM240 105H242V104H240ZM252 105H251V107H254V102L252 103ZM187 106H189V108ZM231 106H232V104H231ZM249 106L246 107V108L251 109L249 111H246V112H248L247 114H249L248 116H251V117L254 116L255 117V115H257V114L251 113L253 115L252 116L249 113L250 111L254 110L255 108L252 109ZM19 107L21 109H18ZM185 107H187V108L184 109ZM202 107H204V108H202ZM256 107H258V105ZM3 108L5 110L7 109L9 111H6L3 113V111H5ZM220 108H218V110ZM260 108H259V111L264 112L263 108H261V110H260ZM203 109H205L206 112ZM234 109H235V107H234ZM210 110L211 109L209 108L208 111H210ZM216 110L214 108V111H216ZM222 111H223L222 113L224 114L225 110H222ZM244 111H242V112H244ZM259 111L257 109V112H259ZM210 112H212V111H210ZM235 112L236 111H234V113ZM246 112H245V114H246ZM253 112L256 113L255 111H253ZM239 113L240 114H238V115L240 116L242 113L240 111H239ZM235 114H233V117L235 116ZM247 114H246V116H247ZM226 115L224 114V118L226 117ZM201 116L203 118V120L201 119L202 120L201 122H205V124H203V125L198 122V119ZM215 116H219V115L216 114ZM261 116H262V119H264L263 114L258 116V120H260V122L263 121L262 119H259V118H261ZM231 117H232V114H231ZM213 118H214V116H213ZM256 118H257V116H256ZM256 118H255V120L257 121ZM162 119L165 120V122H167L164 126H166L168 124V122H172V126L169 125L171 130L169 128L163 127L162 126L163 124L161 126L165 129H160L161 126L159 125V123H161ZM235 119L237 120L236 117H234L233 119H229V120L226 118L224 120H227V124L229 123L228 125L229 126L232 125V127H233L236 125H233L230 122L233 121L232 123L239 124L238 121L240 120L239 119L237 121L238 122L237 123V122H234ZM247 119L249 120V118H247ZM218 120H220V118ZM224 120H222L221 122H224ZM252 120H253V118H252ZM213 121H215V120H213ZM250 121H251V118H250ZM253 121L251 123L256 124V125L254 124V126H253L250 123V126H253V128L256 126L255 129L256 128L258 129V128H260L259 125H262V128H264L263 127L264 124H259L257 121V123H258V125H257L256 121H254V122ZM162 123H164V122H162ZM212 123H214V122H212ZM217 123H220V122H217ZM240 124H242V123H240ZM220 125H222V124H220ZM225 125H226V122L224 123V126ZM237 126L240 127L241 125H237ZM245 126H248V124ZM245 126L241 127V128L244 127L242 129V131H243L242 133L248 134L249 133V132L247 133L248 129H247V127L245 128ZM228 127H227V129H228ZM239 127H237V128L239 129ZM225 128H226V126H225ZM167 129H169V130H167ZM211 129H212V131H211ZM234 129H236V127H233V130L231 129V131H230L233 134L237 133L236 131L238 130V129H236V130H234ZM255 129H254V132L256 133L257 137H258V134H262V133H260V131L258 132L259 129L258 130H255ZM251 130L249 129V131H251ZM221 131L224 132L222 129H221ZM244 131H246V132H244ZM256 131L258 132V134ZM263 131H261V132H263ZM216 132L215 133L218 134L220 131L219 132L216 131ZM252 132H253V130H252ZM239 133H241V131ZM249 135H250V133H249ZM262 135H259V137L262 138L263 137ZM222 138H224V137H222ZM241 138H243V137H241ZM261 141H264V140L261 139ZM260 214L262 215V217L257 216Z\"/></svg>","mask_w":264,"mask_h":264},{"label":"rangeland","instance_id":"obj_2","mask_svg":"<svg viewBox=\"0 0 264 264\" xmlns=\"http://www.w3.org/2000/svg\"><path fill=\"white\" fill-rule=\"evenodd\" d=\"M1 1H2V0H1ZM3 1H4V0H3ZM3 1H2V2H3ZM18 1H19V0H18ZM18 1L16 0V2H15V0H14V1H11V0H5V1H4L5 3H4V2H3V3H4V4H7V3L9 2V3H11V4L13 5V7H12V5L9 4V3H8V5H7L8 8L11 7V8H10V11L12 10L11 13H10L11 16L13 15V13H14V15H15L18 11H19V12L22 11V12H23L22 14H21V12H20V13L18 12V14H19V15L17 14L18 17H20V16L22 15L21 19L23 20V19H25V18H23V16H26V18H27V16H29V18L32 19V20H26V19H25V20H23V21H25V22H23V21L20 20V18H19V20L21 21V23H19L20 21L18 20V18H17V17L14 18V15H13V17H11V19L13 18V22H12V20H9V19H8L10 22H5V25L3 26V24H4V20H5V21L7 20V18H6V14H5V13H7L8 11H4V12H3V13H4L3 15H2V13H1V11H0V13H1V15H2L0 18H3V16H5V17H4V20L1 19V20H3V24L0 23V24H2V26H3V28H4L3 30H0V31H1L0 33H1V35L5 34V35H3V37L0 36V37H1V41H2V42H0V44H1L0 46H2V43H3L6 39H8V37H9L10 35H11V36L13 35V38L15 39V37H14L15 34H16L17 37H19V34H20V38H23V37H22L23 34H21V32L23 33V31H24V34H25V33L27 32V28H28V30H29V31H28L29 34H27L28 32L25 34V35H27V37H29V35L31 36V35L33 34V33H31V32H33V30H34L35 32H36L37 30H38V31L40 30L39 32H41V31H42V32H46L47 30H49L50 33H49V32H46V33L42 34V32H41V34L44 35V37H45V34L48 36V37L46 36L47 39H46V38L44 39V37L42 36V37L40 38V40H39V39H38V38H39L38 35L36 36V37H38V38L36 39V37H34V36H35L34 34H33L34 36H31V37H33L34 39H36L35 41H38L37 43H35V41H33L37 46H36L35 44H32V43L30 42V41H31L30 39H32V38H30L29 40H26V39H28V38H25V40H22V39H21V40L23 41V43L25 42L26 45L30 42V44L32 45V47H33V46H34V47L36 46L37 48L39 47L38 49L35 47V48H33V50H31L32 47L29 46V44H28L27 46H28V47H31V48H27V47L25 46V44H22L21 42L18 43L19 40H20V39H18V38H17L18 42H17L16 39H15V41H16V43H15L16 46H15V47H13V45H10V47H9L8 45H9L10 43H8V45H7L6 43H4V44L7 45V47H6L5 45H4V46H5L6 48H8L9 50L11 49V46H12V50H10V52H12V51H13V48H16L17 45H20V44H21L20 47H17V48H16V50L22 48L23 45H24V46H25L24 48H26L27 50H25V49L23 50V48H22V50L25 51L23 54H24V55H25V54L28 55V53H29L28 58H27L26 55H25L26 57H25V56H24V57H25V59H27L28 61H30V63L26 62V63H28V64H30V65H32V63H33V66H35V63H34V62H36V60H35V61H31V60L33 59V57H35V54H36V51H37V50H38L37 53H38L39 55L42 56V54H43V55L46 54L45 56L48 58V56H47V51H46V53L42 51V50H45V49H43L44 47L47 48L46 46H44L45 43L43 44L44 40H45V42L51 40L49 43H52V44L50 45L49 43H47V46L49 47V45H50L52 48L55 47V48H54L55 51H54L52 48L50 49V51L53 50V51H51V52L55 53L56 50H57V52H56L55 54L57 55V57L59 56L58 58L62 59V60H59V59H57V57L54 56V54L48 52V54H50L49 57H51V56L53 55L52 57H55V58L57 59V60H56L55 58H52V57H51L52 59H49V58H48L49 60H51V62H50L49 64L51 65L53 59H54V60H53V65H55V63H56L57 65H58V63H60L61 65H64L66 62L68 63V62L70 61V62L68 63V65H66V64L64 65V68H65V69H66L67 66H68V67L70 66L69 64L71 63V58H74V57L77 56L79 53H81V54H79V55L77 56V59H78V57H80V58L82 59V57L85 55V51H84V49H86V47L88 46L87 44H90V45H91V46L89 45V48L91 47L90 50L92 51V50H95V48L99 46V44L101 43V41L103 42V44L106 42V43L104 44L105 46L102 45V46H104V47H102L101 44H100L101 47H98V52L101 51V49H102V52H101V53H102V56H100V55H101L100 52H99V54H98V56H100L99 59H101V58L104 59V58H106V57H108V56H113V54H115V56H116V53H117V52H118V53L121 52V51L124 52V53H120V54H121L120 56H118V55L116 56V57L118 58V59L116 58L117 60H116L115 58H113V57H114V56H113V57H111V58H113V59H110V57H109L110 60L107 58V60L104 59L105 61H100V60L96 59L98 56L96 55V56H97V57H96L95 54L98 53V52H97V50H95V53H93V54H94V56H95L96 58H93L94 60L91 61V64L93 63L92 65H94L95 69H93L94 67H93L90 63H89V64H90L91 66L88 64L89 67H88L87 65H84V64H87V63H83V62H88V61H86V60H88V59L91 60V57L89 58V56H91L92 54H90V53H89L90 55H89L88 53L86 54V55H88V59H87L86 56L83 57V61H82V63H83V65H84V67H83L81 61H76V58H74V59H75V63L73 62L74 60L72 61V63H73V65H74V64H76V62H77V64H76V66H73V65L71 64V66H70L71 70H70V68H68L71 72L68 71V74L66 75V77L68 78V75H69V78H68V79L66 78L67 80H63V82L65 81V82H64V84H65L64 87H65V88L67 87L66 85H68V84H70L71 89H72L73 87H75L74 89H77V87H80V88H81V86H82V83H81V82H83V81H84V82H83V87H82V88H84L85 84L88 82V80H87V82H86V80H85V79H88V78H89L88 76H90L89 80L91 79V76L94 78V79L92 78L93 80H92V79L90 80V81H92L93 83H92V84L89 83V84H91V85H95L94 83H96L95 81L97 80V78L100 79L101 77H104V76H102V74H103L102 71H103L106 67L109 68V66H110V69H108V70H110V72L113 73V74L116 73V74H115L116 76H117V74H118V77L121 75V76H120V77H121V80H123V79L126 78V76H127V78L124 80V81H126V82H125V84H124V81H121V82H120V78H119V80H118V77H116L115 75H112V74L110 75V74H109L110 72L107 71V68H106L105 70H106V72H108L109 76H111V77H112V76H115L117 79H116L115 77H113V78H115V80H114L115 82H113V78L110 79L111 77H109L108 75H106V72H105V70H104L103 72H105L104 74L106 75L105 78H107V76H108V78H109L108 80H110V82L108 81V82H109V83H108V82L106 81L105 78H104L105 80H104L103 78H101V79H100V82H97V83H98L97 85H98V86L101 85L100 83L102 82L103 86H105V87H104V88H103V87H98V88H100V90L97 88L99 91H102L103 89H105V90H103V91H107L108 89H109L108 91H111V90H112L111 88H113V86H114V84H112V83H115V86H117V85H116L117 82H119L118 88L116 87L118 90L122 89L121 86H124V85L126 86V87H125V86H124V87L127 88V90H130L131 88H132V89H135V88L137 89L138 87H141V86H140L141 84L143 85L142 87H145V84H146V86H148V87H147V88H148L147 90H150V89H149V86H150L151 88L153 87V88L151 89V90H153L154 87H156V86H154V85H156L157 83L159 84L160 81H162V83H160V85H157V87L159 86V88H161L160 86H163V85H164V84H163L164 82L169 81V80H170L171 78H173V77H174V78L176 77V78H175L176 81H172V79H171L170 81L175 82V83L177 82L178 85H176V86H177L176 88H179L178 90H177L176 88H175V89H176L177 91H182L180 87H181V86H183L184 88L187 87V85H188L187 82H188V81H190V84L196 82L194 85H193V84L190 85V86H193V87H189V86H188V87H189L188 89L191 90V91L188 92V93H190V95H191V93H192L191 96H192V98H193L192 101L195 102V103H194V104H195V108L198 106L197 103H198L199 101H200V102L203 101V99H204L205 101H203L202 103L205 104V102H206V104L204 105V107L206 108L207 113H208V114H207V113H206V114L209 115V113H210V115H209L210 117L212 116V115H211L212 113H215V115H216V114L219 115V116H215V115H213L215 119L213 118V116H212V118H209V117L207 116V117H208V120L211 119V120L209 121V122H211V124H214L216 127L219 126V127H218V130H217V128H213V129H215L214 132L211 133V135H212L213 138H215L216 135H217V137H216L215 139H218V140H224V139H225V136H226V139H225V140L228 141V142H231V143H232V142L234 141L233 143L236 142V143H246V144H248V142H249V143H252L253 145H257V144H259L260 142H264V141H261V139L264 140V131H263L264 128H262V125H259L260 128H258V129H259V130H258L257 128L255 129L256 126L253 128V126H254L255 123H253V124L251 123L253 120L256 121L255 118H256V116H257L256 119H257L258 123H259V124H264V122H263L264 119H262V116H261V118H259V119H262L263 121L260 122V120H258V116H260V115H262V114H263V116H264V112L259 111V108H260V107L263 108V111H264V107H263V106H264V104H263V103H264V98H263V97H264V92H262V91H264V84H263V83H264V79H263V78H264V71L262 70V69L264 68V67H263V66H264V61H263V60H264V56H263V55H264V54H263L264 47H263V48L261 47V46H264V20H262V19H264V12H263V11H264V9H263V8H264V3H263V2H262V3H263V5H262V3H261L259 0H257L258 3L261 4V5H260V4H258V3L256 2V0H249V1H247V0H242V1H245L246 4H244L245 2H244V3L242 2L241 5H243V6H245V7L241 6V7H242V8H241V7L236 6L237 2L239 3V4H237V5L240 6L241 0H240V2H239V0H235V1H236V4H235V3H234V4L232 3L233 5L230 4V1H231V0H229V3H228V4H226V3L228 2V0L223 1V5L226 6V7H227V6L229 7L230 5H231L232 7H233V6H234V7L236 6L235 9L233 8V10H236V13H235V11H233L231 8H228V7H227L226 10H225V9L222 10L223 7H222V6H219V4L222 3V0H221V3L219 2L220 0L217 1L218 3L216 2V0H202V1H201V0H195V2H196L195 4H196V5H197V3L199 4V6L201 5L200 7L197 6V7L200 8V9H195V8H196V7H195V4L192 3L194 0H190V1L188 0V1H187V4H186V3H185V4L183 3L184 6L186 5V6H185L186 9H185V8L183 9V7H179V5L182 6L181 3H182V2H186V0H184V1H183V0H181V1L179 0V2H178V0H177L178 3H176V4H175L176 0H175V1L173 0L174 2H172V0H169V2H168V0H166L168 3H167L165 0H158V1H157V0H140V1H142V6H143V8H145L146 6H149V5H145V4H150V6L148 7V10L146 11V14L151 13V14H149L148 17H150V15H153L154 18H157L156 21H155V20H154V21H151L152 19H151V20L149 19L150 22L152 23L151 26H155V27H149L150 24H149V23L147 24L148 21L144 23V22L142 21L143 19H142L141 16H140L141 14H143V12H145V11H143V9H142L143 12L140 11L141 8H142V7L140 6L141 4H139V5L137 4V5H138V6H137L138 9H139V6L141 7L140 10H139V11H137L138 9L135 10L136 12H141V14H138V13H137V16L134 17V15H133L131 12H132V10H133V12H134V9H135L134 6H135L136 2H135V4H134L133 7H132V6H127L130 0H129L128 2H126L127 5L125 4V7H126V6L129 7V10H131L132 8H134V9H132V10L129 12V13H131V14H127L129 10H126L127 12L125 11L126 13H125V12L123 13V10H124V9H123V7H124L123 0H121V2H122L123 4H122L120 1H118L119 4L122 5V7H121V5L118 4V5L120 6V8H122V10H118V11H117V14H116V13H113L114 10L116 11L115 7H116L117 5H115L114 8L112 7L113 10H112V9H110V10L108 9L109 11H112V12H110L111 15L115 14V15H113V17H114V16L116 17V19H115V17H114L115 21L117 22L116 24H114L115 21L113 22V18L110 17V19L108 20L107 16L105 17V15H108V14H109L108 12L105 13V11H106L105 9H107L108 7L103 8V7L106 6V5H102L106 0H105V1L103 0V2H102L101 0H97L98 2L92 0L93 3H94V2H97V3H95V4H96V6H97L98 8L101 6V7H100L101 10H100V9H99V10L97 9V11H96V7H95V6H94V7L91 6V5H94V4H90L89 1H91V0H89V1H88V0H85V1H84V0H83V1H84L83 4H85V5L82 4L83 1H81V0H80L81 2H80L79 0H76V1H79V2H76L75 0H71V2L73 1V2H76V3H80V4H79L80 6L83 5V8H82V7H80L79 5H76V3H75V5H76V8H75L74 3L72 2L73 8H75V9L77 10V12H76V10L74 9V10H72L71 13H70L71 9H70V11H69V9H67V7H69V6L67 5L68 2H66L65 0H64V2H63L62 4H61V2H62L63 0L60 1V7H61L62 5H63V6H64V5L66 6V7H65V6L63 7V6H62V10H63V11H61V8L59 9V6L54 5V4L57 3L56 1L59 2V0H56V1H55V0H53V1L48 0L49 4H46L47 0H45V1L43 0V1H42V4H43L44 6L42 5L41 7H39V6L37 5L36 2H35V4H33V1H34V0H33V1H32V0H30V1L28 0L29 2L32 1V2H31L32 5H31L30 3H27V0H24L25 3H27L26 6H28V7H26V9H25L24 7H22V5H21L22 3H18ZM35 1H36V0H35ZM40 1H41V0H40ZM68 1H69V0H68ZM87 1H88V2H87ZM92 1H91V2H92ZM107 1H108V0H107ZM113 1H114V0H113ZM113 1H112V3H113L112 5L114 6V4H115V2H116L117 0H115L114 2H113ZM131 1H132V2L129 3V4H130V5H133V0H131ZM136 1H137L138 3L140 2V1H138V0H136ZM153 1H155V4H156V3H157V4L155 5ZM160 1H161V2H160ZM162 1H163V2H162ZM164 1H165V2H164ZM233 1H234V0H233ZM250 1H252V3H253L252 6L255 5V7L252 8V6H251L252 3H251ZM254 1H255V2H254ZM261 1H263V0H261ZM19 2H22V0H20ZM51 2H53V3H52V4H53L52 6H54L55 8H54V7L52 8L51 6H49ZM65 2H66L67 4H66ZM69 2H70V1H69ZM71 2H70V5H71ZM86 2H87V4L89 3L88 6H86ZM100 2H101L102 4H101ZM109 2H111V1L109 0L107 3H106V2H105V3L108 5ZM124 2H125V0H124ZM143 2H144V5H143ZM145 2H146V3H145ZM150 2H151L152 4H151ZM188 2H191V3H188ZM203 2H204V3H203ZM224 2H226V3H224ZM15 3H16V5H17L18 7H17L16 5H14ZM17 3H18L20 6H19ZM44 3H45L46 5H45ZM64 3H65V4H64ZM105 3H104V4H105ZM169 3H174V4H171V5H170ZM213 3H214V4H213ZM248 3H249V6H251V7H250V11H249V8H248L249 6L247 5ZM250 3H251V4H250ZM254 3H256L257 5L254 4ZM29 4H30V5H29ZM57 4H58V3H57ZM81 4H82V5H81ZM99 4H100V5H99ZM153 4H154V5H153ZM158 4H159V7L157 6ZM162 4H163V5H166V6L168 5V7H166L167 10H166V8H163L164 6H163ZM178 4H179V5H178ZM190 4H191L192 6H194V7H193V8H190ZM225 4H226V5H225ZM33 5H35V6H33ZM39 5H40V3H39ZM47 5L49 6L50 11H52L51 8L53 9L54 13H53V11H52L53 14H52L51 12H49V13H50V15H49L48 12H47V13H46L47 16H46V14L43 15L44 13H43V14L41 13L42 15H39L40 13H38L37 9H38V8H41V9H39V10H42L43 7H45V6H47ZM58 5H59V4H58ZM72 5H71V6H72ZM110 5H111V4L109 3V6H110ZM112 5H111V6H112ZM169 5H170V6H169ZM173 5H174V8H175V9L173 8ZM177 5H178V7H177ZM206 5H207V6H206ZM213 5L215 6L214 8H216V9L213 8ZM221 5H222V4H221ZM9 6H10V7H9ZM90 6H91L95 11H94L93 9H91V11H90V9H89ZM102 6H103V7H102ZM153 6H154L156 9H155ZM171 6H172V7H171ZM188 6H189V8H190V11H189ZM256 6H258V7H256ZM261 6H262L263 8H261ZM29 7H30V8H29ZM79 7H80V8H79ZM84 7H86L85 10L87 9L86 11L84 10ZM87 7H88V8H87ZM117 7H118V6H117ZM127 7H126V9H127ZM150 7H151V9H150ZM169 7L171 8V12H169V11H170ZM220 7H222V8H220ZM246 7H247V8H246ZM12 8H13V9H12ZM17 8H20V10L17 9ZM23 8H24V9H23ZM56 8H58L57 11L59 10L60 12L58 11V12L56 13V12H55V11H56ZM63 8H64V9H63ZM109 8H110V7H109ZM118 8H119V7H118ZM118 8H117V9H118ZM120 8H119V9H120ZM130 8H131V9H130ZM146 8H147V7H146ZM146 8H145V9H146ZM157 8H158V10H157ZM161 8H162V9H161ZM210 8H212V9H210ZM224 8H225V7H224ZM236 8H240V9L245 8V11H244V9H243V11L247 13V14H246L247 16L244 15L245 13H244L242 10H240V11L238 12L239 9H236ZM251 8H252V9H251ZM14 9H16L15 12H14ZM22 9H23V10H22ZM27 9H28V10H27ZM66 9H67V10H66ZM78 9H79V10L83 9V11L81 10V12H84V11L86 12L85 15L83 14L84 17H85L86 19L83 20V19L81 18L82 16L80 17V15H82V13H81L80 15H79V14H76V13H78V11H79ZM160 9H161V10H166V12H162ZM168 9H169V11H168ZM177 9H179V10H177ZM181 9L184 10V11L182 12ZM253 9H254V11H253ZM255 9H256V10H255ZM257 9H258V10H257ZM260 9H262V10H260ZM25 10H26V12H27V11H28V12L26 13ZM29 10H30V12H29ZM64 10H65V11H64ZM88 10H89V11H88ZM104 10H105V11H104ZM108 10H107V11H108ZM151 10H152L153 12H152ZM154 10H155V13H154ZM159 10H160L162 13H161ZM175 10H177V11H179V12H177V11H175ZM180 10H181V11H180ZM186 10H188V11H186ZM192 10H193V11H192ZM198 10H199V11H198ZM200 10H201V11H200ZM203 10H204V11H203ZM218 10H219V11H218ZM246 10H247V11H246ZM10 11H9V12H10ZM93 11H94V12H93ZM98 11H99L100 14H97ZM115 11H114V12H115ZM119 11H121V13H123V14L120 15V13H118ZM207 11H208L210 14H209ZM220 11H221V13H220ZM223 11H224V12H223ZM241 11H242V12H241ZM9 12L7 13V15L9 14ZM36 12H37L38 14H37ZM61 12H63V13H62L63 16L66 15L65 12H67V14L70 15L71 19H72L73 17H76V16H77L76 18H73V19H72V20L76 19L77 21H76V20H74L73 22L71 21V23H69V25H70V24H73V25H71V26H69V25H67V24H66V25H63V24H61V25H57V23H55V22L53 23V22H52V21H53L52 19H54V21H55V20L58 19L59 17H62V14H61V16H60V13H61ZM73 12H75V13L73 14ZM87 12L90 13L92 16H91V15L89 16V15L87 14ZM96 12H97V13H96ZM148 12H149V13H148ZM156 12H157V13H156ZM174 12H176V13H174ZM180 12H182V13H180ZM186 12H188V14H192V13H193V14H192L191 16H190V15H189V16H186V15H185ZM189 12H191V13H189ZM196 12H197L198 16H197ZM200 12H201V14H202V16H203L204 18L200 15ZM211 12H212V13H211ZM216 12H217V13H216ZM237 12H238V13H237ZM240 12H241V13H240ZM253 12H254L255 14H253ZM24 13H25V14H24ZM33 13H36V14L38 15L39 19H41V20H40V21H39V19L34 20V19H33V17H34V14H33ZM55 13H56L57 16L55 15ZM58 13H59V14H58ZM64 13H65V14H64ZM92 13H94V15H93ZM112 13H113V14H112ZM168 13H169V14H168ZM172 13H173V14H172ZM194 13H195V14H194ZM203 13H204L205 15H204ZM214 13H215V14H214ZM223 13H224L226 16H224ZM243 13H244V14H243ZM248 13H249V14H248ZM251 13H252V14H251ZM261 13H262V14H261ZM10 14H9V17H10ZM29 14H30V15L32 14L33 16H32V15L30 16ZM36 14H35V17L37 16ZM71 14H72V15H71ZM95 14H96V15H95ZM110 14H109V16H111ZM125 14L128 15V18H127L128 20L124 22V20L122 19V20H123V22H122L121 20H119V19H121V18L117 17V15L121 16L122 18H124V19L126 20V16H125ZM134 14H135V12H134ZM154 14H155V16H154ZM159 14H160V16H159ZM161 14H162V15H161ZM164 14H165V15H164ZM167 14H168V15H167ZM183 14H184V15H183ZM186 14H187V13H186ZM188 14H187V15H188ZM208 14L210 15L211 18L209 17ZM239 14H240V15H239ZM53 15H55V16H53ZM58 15H59V16H58ZM78 15H79V21H80V23H82L81 25H80V23H79V21H78V19H77V18H78ZM97 15H98L99 17H101L102 19H104V20H102L101 18H99V19L102 20L103 22L100 23V21H96V20H99V19H95V17H94V19H95V21L97 22V24H95L96 22H95V23L93 22V20H94V19H93V16H97ZM123 15H124V17H123ZM129 15L131 16V18H132V15H133V18H135V19H136V17L138 18V15H139V16H140V20H138L137 23L130 22V21H132L133 18L131 19ZM157 15H158V16H157ZM172 15H174V16H172ZM195 15H196V16H195ZM207 15H208V16H207ZM211 15H212V16H211ZM232 15H233V17H232ZM253 15H254V16H253ZM257 15H258L259 17H260V15H261L260 18H262V19L258 18ZM15 16H16V15H15ZM45 16H46V17H45ZM87 16H88L89 18L91 17V19H90L91 23H90L89 18H88ZM142 16H144V18H145V13H144V15H142ZM156 16H157V17H156ZM161 16H162L163 19L160 18ZM169 16H170V17H169ZM176 16H177V17H176ZM185 16H186V18H185ZM193 16H194V17H193ZM199 16H200V17H199ZM243 16L246 17V18H244ZM249 16H250V17H249ZM252 16H253V17H252ZM7 17H8V16H7ZM9 17H8V18H9ZM38 17H37V18H38ZM40 17H41V18H40ZM42 17H43V18H42ZM48 17H49V18H48ZM53 17H55V18H53ZM56 17H58V18H56ZM103 17H104V18H103ZM158 17H159V18H158ZM164 17H165V18H164ZM166 17H167V21L165 20ZM175 17H176V18H175ZM182 17H184V18L182 19ZM188 17H189V18H188ZM206 17H207V18H206ZM213 17H214V18H213ZM216 17H217V18H216ZM247 17H249V18H248V21L246 20ZM5 18H6V19H5ZM16 18H17V19H16ZM29 18H28V19H29ZM44 18L46 19V21L48 20L49 22H52V23L50 24L48 21L46 22V21L44 20ZM51 18H52V19H51ZM96 18H97V17H96ZM117 18H118V20H117ZM129 18H130V19H129ZM208 18H209L210 20H208ZM215 18H216V19H215ZM218 18H219V19H218ZM222 18L224 19V21H223ZM238 18H239V19H238ZM240 18H244V19L242 20V19H240ZM252 18H253V19H252ZM256 18L258 19L259 23H258V21L256 22V20H257ZM15 19H16V20H15ZM35 19H36V18H35ZM80 19L83 20V21H81ZM87 19H88V20H87ZM141 19H142V20H141ZM146 19H148V18H146ZM158 19H160V21H158ZM169 19H170V20H169ZM171 19L176 20L177 22H176V21L174 22V21L171 20ZM177 19H178V20H177ZM184 19H186V21L188 20V21H187L188 23H187L186 21L182 22ZM227 19H228V20H227ZM251 19H252L253 21H252ZM255 19H256V20H255ZM1 20H0V21H1ZM8 20H7V21H8ZM43 20H44L45 22H44ZM107 20H108V21H111V20H112L111 22H112L113 24H110L111 22H108V23H107V22H106ZM129 20H130V21H129ZM133 20H134V19H133ZM162 20H164V21H162ZM168 20H169V22H168ZM180 20H181L182 24H181ZM198 20H200V21H198ZM201 20H202V21H201ZM219 20H221V22H223V23H225V22H226V23L222 25V23L219 22ZM233 20H235V21H234L235 23L232 22ZM241 20H242V21H241ZM245 20H246V21H245ZM14 21H17L18 23L14 22ZM28 21H29L30 23H29ZM33 21H35V22H33ZM84 21H88L89 23H88V22H84ZM128 21H129V22H128ZM136 21H137V20H135V22H136ZM139 21H142L143 23L141 24ZM157 21H158V23L162 22V23H160L161 26H159V24H157ZM189 21H190V22H189ZM211 21H212V23L214 22L213 25L215 24V29H214V26H213V25L211 26V24H212ZM216 21L218 22L217 24H216ZM243 21H244V22H247V24L244 23ZM1 22H2V21H1ZM36 22H38V23H36ZM39 22H41V23H39ZM83 22H84V23H83ZM118 22H120V23L122 22V23H121L120 25H118ZM179 22H180V23H179ZM194 22H195V23H196V22H197V23H198V22H199V23H200V22H204L205 24L203 23V25H202V23H200V25H201V26H200L199 23H198V26H197V25L195 26V25L192 24V23H194ZM237 22H239V24H238ZM250 22H253V23H254V26H256V28H257V30H256V28H255V30H256V33H255V34L252 33V32H254V31H253L254 29H252L254 26H253V24L251 25ZM255 22H256V25H255ZM6 23H7V24H6ZM10 23H11V24H10ZM28 23H29V24H28ZM48 23H49V24H48ZM77 23H79V24H77ZM92 23L95 25V27H94V25H93ZM104 23H105V24H104ZM190 23H191V24H190ZM197 23H196V24H197ZM209 23H210V26H208ZM243 23H244V24H243ZM249 23H250V24H249ZM257 23H258V25H257ZM12 24H13V25H12ZM20 24H21V25H20ZM34 24H35V25H34ZM46 24H48V25H46ZM55 24H56V25H55ZM83 24H84V25H83ZM90 24H91L92 26H91ZM98 24H99L100 26H99ZM125 24H126V25H125ZM133 24H136V25H133ZM138 24H139V25H138ZM143 24H145V25H143ZM153 24H154V25H153ZM155 24H157L158 26L155 25ZM168 24H169V25H168ZM174 24H175L176 28H175ZM176 24H177V25H176ZM180 24H181V25H180ZM186 24H187V25H186ZM218 24H219V26H217ZM230 24H232V25H230ZM235 24H237V25L235 26ZM240 24H241V25H240ZM242 24H243V26H242ZM248 24H249V26H250V25H251V26L249 27ZM9 25H10V26H9ZM14 25H15V26H14ZM37 25H39V26H37ZM40 25H41V26H40ZM49 25H50V27H48ZM51 25H52V26H51ZM62 25H63V26H62ZM87 25H88V27H87ZM107 25H108V26H107ZM122 25H123L124 27H123ZM127 25H128V26H127ZM148 25H149V26H148ZM179 25H180V26H183V27H178ZM184 25H185V29H186L187 31L184 29ZM204 25H205L206 27H205ZM220 25H222V26H220ZM238 25L241 26V29H239V28H240V26H239V28H238V30H237ZM2 26H0V28H1ZM16 26H17V27H16ZM18 26H19V27H18ZM67 26H68V28L66 29ZM73 26H74V27H73ZM78 26H79V27H78ZM85 26L88 28V31H89L88 33H87V31H86ZM98 26H99L101 29L98 28ZM101 26H102L103 28H104V26H105L104 30H102V27H101ZM106 26H107V27H106ZM115 26H116V27H115ZM118 26H119V28H118ZM133 26H134V27H133ZM136 26H137V27H136ZM171 26H172V27H171ZM187 26H188V27H187ZM189 26L192 27V29H191V27H190V29L192 30V32H191V30L189 29ZM194 26H195V27H194ZM203 26H204V27H203ZM207 26H208V27H207ZM216 26H217V27H216ZM225 26H228L229 28H230V27H231V28H230V29L228 28V30H227V27H225ZM232 26H233V27H232ZM246 26H247V28H246ZM260 26H261V27H260ZM8 27H9V28H8ZM14 27H15V28H20V27H22L23 30H22L21 28H20L21 30H20V29H19V30L16 29V30H17V32H16V30H15ZM35 27H36V28H35ZM54 27H55V28H54ZM69 27H70L71 29H70ZM72 27H73V28H72ZM76 27H77V28H76ZM80 27H83V28L81 29ZM89 27H90V29L93 27V28H95V30H94L93 28L90 30ZM111 27H112V28H111ZM121 27H122V29H120ZM145 27H146V28H145ZM168 27H170V28H168ZM193 27H194V28H193ZM212 27H213V29H212L213 32H212V30H211ZM219 27H220V28H219ZM244 27H245V28H244ZM6 28H8V33H7V31L5 30ZM25 28H26V29H25ZM38 28H41V29H38ZM75 28H76V29H75ZM84 28H85V30H84L85 32L83 31ZM136 28H137V29H136ZM165 28H167V29H165ZM171 28H173V29H171ZM180 28H181V29H180ZM195 28H196V30H195ZM218 28H219V29H218ZM222 28H223V29H222ZM234 28H236V29H234ZM242 28H243V29H242ZM249 28H250V30H249ZM1 29H2V28H1ZM35 29H36V30H35ZM43 29H44V30H43ZM46 29H47V30H46ZM63 29H64L65 31H64ZM72 29H75V30H72ZM106 29H107V30H106ZM108 29H110V30H108ZM111 29H112V30H111ZM113 29H114V30H113ZM127 29H128V31H126ZM131 29H132V31H131ZM159 29H161V30H159ZM168 29H169V30H168ZM170 29H171V30H170ZM179 29H180V30H179ZM183 29H184V31H185V32L183 31V34H185V33L187 32V33H186V34H188L187 36L190 35V39H189V40L192 41V42L195 41L194 43H192V42H189V43H188L189 40H188L187 38H189V37L186 38L185 35L182 36V37L185 36V37H184L185 39H184V38L181 39L182 37H181V38L178 37V38H180L181 40H179V39L177 40V39L174 38V36H175L176 34H177V36H178V34L180 33V31H182ZM198 29H200V31H198ZM231 29H232V30L234 29V31L236 32V34L239 36L238 38H237V35H236V34H233V33H235V32H233ZM9 30H10V31H9ZM11 30H12V31L14 30L13 32H15V33H12ZM58 30H59V31H58ZM70 30H72V31H70ZM78 30H81V31H78ZM118 30H119V31H118ZM138 30H139V31H138ZM146 30H147V31H146ZM149 30H150V32H149ZM158 30H159V31H162V30H163V31H162L163 33H162V32H159ZM188 30H190V31L188 32ZM194 30H195L196 33H197V32H200V33H197V34L195 33V35H196V36H195V35H193ZM219 30H220V31H219ZM222 30H223V32H222ZM225 30H226V31H225ZM229 30H230V31H229ZM251 30H252V31H251ZM30 31H31V32H30ZM38 31H37V32H38ZM51 31H52V32H51ZM53 31H54V33H53ZM61 31H62V32H61ZM75 31H76V32H75ZM94 31H96V32H94ZM98 31H99V32L101 31L100 33H102V35H101ZM108 31H110V32H108ZM117 31H118V32H117ZM123 31H124V32H123ZM142 31H144V32L146 31L145 34H144ZM165 31H166V33H165L166 35L163 36V34H164ZM169 31H170V32H169ZM173 31H174V33H173ZM177 31H178V32H177ZM206 31H207L208 33H206V34L204 35V33H205ZM209 31H210V32H209ZM228 31L231 32V33H229ZM239 31H240V32H239ZM37 32H36V33H37ZM80 32H84V33H80ZM91 32L93 33V35H92ZM127 32H128V33H127ZM153 32H155L156 34L153 33ZM176 32H177V33H176ZM217 32H218V33H217ZM219 32H220V33H219ZM226 32H227L228 34H226ZM232 32H233V33H232ZM243 32H244V34H243ZM245 32H246V34H245ZM2 33H3V34H2ZM47 33H48L49 35H48ZM51 33H52V34H51ZM55 33H59V34H55ZM60 33H61V35H60ZM63 33H64V34H63ZM65 33H66V34H65ZM69 33H70V34H69ZM74 33H75V34H74ZM77 33H78V34H77ZM86 33H87V34H86ZM94 33H96L95 35H97V36H94ZM97 33H98V34H97ZM103 33H106L107 35H106V34H103ZM112 33H114V36H113ZM117 33H119V34L121 33V34L118 36ZM136 33L138 34V35H136L137 41H139L138 43L135 42L136 40H134V38H135V37H134V36H135L134 34H136ZM141 33H142L141 38H139V34H141ZM150 33H151V34L153 33L152 36H150V35H151ZM157 33L159 34L158 36H157ZM160 33H161V34H160ZM175 33H176V34H175ZM190 33H192V35H191ZM250 33H251V34H250ZM8 34H9V35H8ZM39 34H40V33H39ZM68 34H69V35H68ZM73 34H74V35H73ZM90 34H91V35H90ZM99 34H100V35H99ZM110 34H111V35H110ZM169 34H170V35H169ZM173 34H174V36H172ZM181 34H182V33H180L179 35H181ZM202 34H203V35H202ZM211 34H212V35H211ZM229 34H230V37H229V36H224V35H229ZM232 34H233V36H232ZM248 34H249V36L251 35V38H252V39L249 38V37L247 36ZM51 35H52V36H51ZM55 35H56V37H55ZM57 35H58V36H57ZM63 35L65 36V39L62 37ZM71 35H72V37L74 36V37H73V40L70 39V38H71V37H70ZM105 35H106V36H105ZM121 35H122V36H121ZM124 35H126V36H124ZM209 35H210V37H209ZM215 35H216V37H212V36H215ZM219 35H220V36H219ZM252 35H253V36L255 35V37H253ZM6 36H7V37H6ZM11 36H10V37H11ZM60 36L62 37L63 41L65 40V42L59 40V39H61ZM84 36H85V37H84ZM101 36H103V39H100ZM104 36H105V37L108 36V37H107L108 39H107V38H104ZM123 36H124V37H123ZM161 36H163V38H165V39L168 40V41H170L169 38H170V39H173V38H174L175 40L173 39V40H171V42H168V44H167V42H165L166 40H165V39H162ZM169 36H172L173 38H172V37H169ZM192 36H194V37H192ZM241 36H242V37H241ZM243 36H244L245 38H244ZM5 37H6V39H5ZM24 37H26V36H24ZM51 37H52V38H51ZM59 37H60V38H59ZM66 37H68V39H67ZM69 37H70V38H69ZM76 37H79V38L81 37V39L79 40V38H76ZM86 37H87L88 39H86ZM90 37H91L92 39H91ZM98 37H99V38H98ZM126 37H127V38H126ZM129 37H130V39H129ZM142 37H145L146 39H148L149 42H150V40H149L150 38H153V39H151V41H152V40L154 41V38L157 37L159 40L156 38L157 40L154 41V44L156 43V41H157V42H160L159 45H161V48H160L161 50H160V49H159V50H156V52L154 53V54H155V57H154V56H153V57L156 58V56H159V55H157V54H161V57H162V58H161L160 56H159V58H160V59H163V58H164V59H163L164 62H163L162 60L160 61V59H159L158 57H157V59H156L157 61H155V59H154L153 61H155V62L152 61V62L155 63V65H156V66H154V64H153L152 62H150V61H147V60H149V59L146 58L148 55H149V56L154 55V54H152V51H153V50L150 51L151 54H149V51H146V53H145L146 56H145V54L142 55V53H140V54H141V57H142V59H140V61H144V62H145V59H147L146 61H147L148 63L150 62L149 65L146 64V67H147L148 70H145V69H146L145 65L143 66V67H145V68H142L140 65L137 66V63H138V64L140 63V61H139V58H140L139 56H140V54L138 53V51H139V52L141 51V49H142L143 46H144L143 44H148V45L151 46V44H149L147 40H145V42H147V43H145V42L142 43L141 41H143V40L145 39V38H142ZM147 37H148V38H147ZM167 37H168V39H167ZM195 37H196V38L198 37V38H200V39H199V40H195V39H196ZM202 37H203L204 39H202ZM205 37H206V38H205ZM207 37H208V38H207ZM233 37H234V38H233ZM42 38H43L44 40H43ZM48 38H50V40H48ZM55 38H56V43L60 41V43H58V44H61V42H62L63 45L67 42L66 40L69 41V39H70V42L67 43V46H69L68 48H70V46H71L70 49H72V51H70V49H68V48H67L68 50H66L65 47L63 48V45L61 46V45H58V44H56V43H53L52 41L54 40V42H55ZM74 38H76V39L74 40ZM109 38H110V40H109ZM112 38H113V39H112ZM138 38H139V40H138ZM198 38H197V39H198ZM231 38L233 39L232 41H231ZM2 39H3V40H2ZM14 39H13V41H14ZM41 39H42V40H41ZM57 39H58L59 41H57ZM90 39H91V41H93V42H90ZM111 39L114 40V41H112ZM119 39H121V40H119ZM126 39H129L130 41H129V40H126ZM131 39H132V40H131ZM160 39H161V41H160ZM193 39H194V41H193ZM201 39H202V40H201ZM209 39H210V41H211V42H210L211 44H210V43L207 44V41H209ZM212 39H213L214 41H215L216 39H217V41H218V39H222V40H224L225 42H224V41H220V42L218 41L220 45H219V44H216V41H215V44L213 43L215 46L218 45V46L220 47V48H217V47H218V46H217V47H216V50H219V49H220V50L217 51V52H215V54H214L213 56H211V57H213V59H214V60L212 59L213 61H212V60H206V59H208V57L210 56V54H213V53H210L212 50L209 51V52H206V54H207V53H208V54L210 53V54L208 55V57L206 56V54L204 55V53L202 54V56H200V57L205 56V57H203V58H205V60L207 61V63H209V65L207 64L208 67H209V68H212V69L206 68V70H205V69H202V67L206 64V62H205L202 58H200V59H202V61H204L205 64H203V62L200 63V62L198 61V58H197V60L195 61L196 63L198 62L197 64H196L193 60L196 59V58H195L196 55H198V54L201 55L200 53H202L203 51H204V52H205L206 50L208 51L207 48H206V50H203L202 48H200V49H201L200 51L197 49V48L200 47V45H201L200 41H203V42L206 41V43H205L206 46H208V45H209V46H210V45L213 46L212 42H214V41H213ZM240 39H241V40H240ZM11 40H12V37H11V39H10V42L14 44L15 41L13 42V41H11ZM46 40H47V41H46ZM85 40H86V41H85ZM100 40H101V41H100ZM103 40H104V41H103ZM163 40H165V41L163 42ZM183 40H184L185 42H186V40H188V41L186 42L187 44H186ZM235 40H236V41L238 40V41L236 42ZM7 41H9V40H7ZM26 41H28V43H26ZM40 41H41V42H40ZM42 41H43V42H42ZM72 41H73V42H72ZM76 41H77V43H76ZM78 41L81 42V43L83 42V44L86 42V44H84V45H86V46H84L83 44L79 43ZM94 41H96L97 43L94 42ZM108 41H109V43H108ZM127 41H128V42H127ZM131 41H132V42H131ZM172 41H173V42H172ZM174 41H175V43H174ZM176 41H178V43H177ZM196 41H197V42H196ZM227 41L230 42V43H228ZM5 42H6V41H5ZM74 42H75L77 45H75ZM87 42H88V43H87ZM89 42H90V43H89ZM161 42H162V43H161ZM218 42H217V43H218ZM222 42H223V43H222ZM231 42H232V43H231ZM241 42H242V44H241ZM261 42H263V45H262ZM17 43H18V44H17ZM70 43H71L73 46L70 45ZM73 43H74V44H73ZM93 43H95V45H94ZM124 43H125L126 45L128 44V47H126ZM132 43H134V44H132ZM135 43H136V44H135ZM141 43H142V45H141ZM169 43H170V44H169ZM182 43H183V44H186L185 47L183 46ZM224 43H225V44H224ZM258 43L261 44V45L259 46ZM38 44H39V46H38ZM48 44H49V45H48ZM53 44H54V45H53ZM68 44H69V45H68ZM92 44H93V46H95L94 48H93ZM96 44H97L98 46H96ZM111 44H113V46H114L115 48H114ZM116 44H117V47H118V44H119V47L122 46V48L124 47V49H122L121 47H120V48H116ZM122 44H123V45H122ZM137 44H138V45H137ZM139 44L141 45V47H139V46H140ZM156 44H157V43H156ZM162 44L167 45L166 50H168V51H170V47H173V45H175V46H174L175 48H174V47L171 48V52H170V53H169L168 51H167V52L165 51V53H164L163 49L165 50V48H163L164 46H163ZM172 44H173V45H172ZM180 44H181V45H180ZM192 44H193V45H192ZM195 44H197V45H195ZM198 44H199V45H198ZM203 44H204V43H202V45H201L202 47H204V45H205V44H204V45H203ZM226 44L229 45V46H227ZM233 44H234V45L236 44V45H235V46H236V50L234 49V51H236L237 54L235 53V55H238V57L241 56V59H244V60L241 61V59H240V61H241L242 63L238 60V61L240 62V63H239V62L237 61V59H239V58H237L236 56H235V57L233 56L234 58H237V59L233 60L234 58L231 59V55H232V54H230L229 56H230V59H231L232 62H229V63H230L229 65H231V66H228V64H227V61H228V60H227V59H229V56L227 55V53H229V50L233 47ZM238 44H239L240 46H239ZM41 45L44 46V47L42 46V47H43L42 49H41ZM45 45H46V44H45ZM52 45H53V46H52ZM80 45H81V46L83 45V47H84V48L82 47L83 50L80 48ZM106 45L109 47V48H108V49H109L108 53L112 52L113 49H114V51L116 50V53L113 52V53H111L112 55H111V54L108 55L107 52H106V51H107V49H106L107 46H106ZM110 45H111V46H110ZM132 45H134V46H132ZM159 45H157V46L159 47ZM187 45H189V46H187ZM221 45H222V46H221ZM244 45H245V47H244ZM4 46H3V47H4ZM58 46L61 47V49L58 48ZM67 46H66V47H67ZM75 46H76L78 49H77ZM152 46H154V45L152 44ZM152 46H151L150 48H152ZM157 46L155 45V47H153V48L156 49ZM162 46H163V47H162ZM178 46H179V47H178ZM180 46H182L183 48L188 47L189 49H190L191 47L194 46V48H192L193 51H190L191 53H193V54H192V55H193V58H194V59L192 58L193 64H194L195 66H196V65H197V66L200 65V67H198V68H199V71H200V68H201V73H202L203 70H204V72H203L202 74L199 73V74L202 75V76L200 75V79H197V75H199V74H196L198 71L195 72L196 70H194V69H196V68H193L194 65H193V67H192V65H191V64H192V61L190 62L189 60H187L188 62H190V63H188V62H186V59H184V58L181 57V55H183L185 58H186V56H187L188 58L190 57V60H191V57H192V56L189 54V51L186 50V51L188 52V53H186V51H185L182 47H180ZM190 46H191V47H190ZM195 46H196V47H195ZM212 46H210V47L212 48ZM215 46H213V48H214ZM225 46H226V47H225ZM235 46H234V47H235ZM242 46H243L245 49L241 48ZM255 46H256V47H255ZM3 47H0V49H3ZM72 47H73V48L75 47L74 49H75V50H79V51H74V49H73ZM112 47H113V48H112ZM129 47H130V48H129ZM136 47H137L138 51H137V49H134V48H136ZM238 47L241 48L244 52H243L242 50L240 51V50L238 49ZM257 47H259V48H257ZM56 48H57V49H56ZM79 48H80V49H79ZM87 48H88V47H87ZM89 48H88V49H89ZM99 48H100V49H99ZM104 48H105V50H104L105 52L103 51ZM111 48H112V49H111ZM126 48H127L128 52H127ZM128 48H129L130 50H129ZM139 48H140V49H139ZM213 48H212V49H213ZM254 48H255V49H254ZM8 49H7V50H8ZM28 49H29V50H28ZM40 49H41V50H40ZM59 49H60V50H59ZM63 49H64V50H63ZM88 49H86V52H89V51H87ZM96 49H97V48H96ZM118 49H119V50H118ZM172 49H173V50H172ZM179 49H180V50L182 49L181 51H185L184 53H186L187 55H186V56H185L184 54H181V55H180L181 52H180ZM192 49H191V50H192ZM194 49H195V50H194ZM196 49L199 51V53L197 52L196 55H195V57H194V53L197 51ZM204 49H205V47H204ZM227 49H229V50L227 51ZM4 50H6V49L4 48ZM4 50H3V51H4ZM16 50H14V51H15V52L13 53L14 56H16V55L19 54V53H21V55H22V52H23L22 50H21V52H18V51H16ZM34 50H35V51H34ZM61 50H63V51H61ZM65 50H66L68 53L66 52V54H65V52H64ZM81 50H82V52H83V55H82ZM110 50H111V51H110ZM131 50H132V51H131ZM148 50H149V49H148ZM150 50H151V49H150ZM175 50H176V51H175ZM209 50H210V49H209ZM214 50H215V49H214ZM232 50H233V49H232ZM237 50H239V52H242L245 56L242 55V54H240V53H238ZM253 50H255V51H253ZM257 50H259V52H256ZM3 51H1L0 54H1ZM19 51H20V50H19ZM28 51H30V52H28ZM33 51H34V52H33ZM40 51H42L41 54H40ZM48 51H49V49H48ZM60 51H61V52H60ZM134 51H136L137 53L134 52ZM252 51H253V54H252ZM10 52H7V53H10ZM16 52H18V53L15 54ZM26 52H27V53H26ZM59 52H60V53H59ZM69 52H70V54H69ZM72 52L75 53V56H74V53H72ZM77 52H78V53H77ZM92 52H93V51H92ZM103 52L105 53V55L103 54ZM126 52H127V53H126ZM34 53H35V54H34ZM57 53H59V54H57ZM147 53H148V54H147ZM163 53H164V54H163ZM167 53L170 54V55L168 56ZM172 53H173V54H172ZM174 53L177 54V55H175ZM218 53H219V55H218ZM222 53H224L223 55H225V56H224V57L226 58L225 61H223L224 59H223V55H222ZM225 53H226V54H225ZM233 53H234V52H233ZM255 53H256V54H255ZM257 53H258L259 55H258ZM260 53H261V55H262L263 57L260 55ZM2 54H3V53H2ZM10 54L12 55V53H10ZM32 54H33L34 56H33ZM38 54H37V55H38ZM67 54H68V55H67ZM72 54H73V55H72ZM106 54H107V55H106ZM123 54H124V56H123ZM125 54H126V55H125ZM128 54H129V56H128ZM137 54H138V56H137ZM216 54H217V57H215ZM3 55H4V54H3ZM3 55H0V60L2 59L1 56H3ZM5 55H6V53H5ZM5 55H4L3 57H5ZM11 55L7 54V55H6V58H7V56L10 57ZM37 55H36V57H35L34 59H37V61H38V59H40V57L38 58L39 55H38V56H37ZM80 55H81L82 57H81ZM133 55H134V56H133ZM162 55H165V56H162ZM166 55H167V58H166ZM171 55H172V57H171ZM173 55H174V56H173ZM188 55H189V56H188ZM253 55L255 56V57H254L255 59L252 58ZM256 55H257V56H256ZM12 56H13V55H12ZM45 56H42V57H45ZM60 56H63V57H60ZM68 56H70L69 61H68ZM71 56H72V57H71ZM73 56H74V57H73ZM94 56H93V57H94ZM103 56H104V57H103ZM122 56H123V57H122ZM125 56H126V57H125ZM130 56H131V57H130ZM178 56H180V58H178ZM226 56H228V58H227ZM251 56H252V57H251ZM16 57H17V59H16ZM16 57H15V58L13 57V58L16 59V60L19 59L20 61L25 60L23 56L19 58V55H18V56H16ZM29 57H30V58H29ZM64 57L67 59L66 61H64L65 63L63 62V59L65 60ZM85 57H86V58H85ZM143 57H144V58H143ZM176 57H177V59H179V60L184 59V63H185V62H186V63L184 64V63L182 62V61H183V60H182V61H180V62H181V64H180L179 60H176ZM242 57H243V58H242ZM244 57H245V58H244ZM250 57H251V58H250ZM260 57L263 58L262 61H260V59H262V58H260ZM6 58H5V59L3 58L2 60H6ZM10 58H11V57H10ZM10 58H9V59H10ZM31 58H32V59H31ZM80 58H79V59H80ZM84 58H85L86 60H85ZM120 58H122V59H120ZM170 58L173 59V60H171ZM181 58H182V59H181ZM215 58H216V60H215ZM220 58H222V61H221ZM7 59H8V58H7ZM29 59H30V60H29ZM34 59H33V60H34ZM42 59H43V58H42ZM48 59L45 58V60H44L45 62L43 61L44 64H43V62H42V63L40 62V63L42 64V65H41L42 67H44V66H45V63H47V62L49 61ZM79 59H78V60H79ZM95 59H96V60H95ZM103 59H101V60H103ZM114 59H115V60H114ZM130 59H131V60H130ZM137 59H138V60H137ZM151 59H152V56H151ZM151 59H150V60H151ZM200 59H199V60H200ZM209 59H210V58H209ZM251 59H253V61L255 60L254 63H253V61H251ZM19 60H18V62H16V61L13 60V63L11 62V63L9 64V66H8V70H7V71H6V69H5V68H6L5 64L2 63V62H4V61H0V63H1L2 65H4V69H5L4 72H8V74L11 75V76H13V77H14V75L16 76V74L12 73V69L15 70V71H14L15 73L17 72V73L19 74V75L17 74L18 76H16V77H19L20 75H21V76L24 75V77H25V75H26L25 73H26L27 71H30L29 69H31V71H32V70L34 71V68H35V67H31L30 65H26V63L22 62V63H24V65H26V66H24L22 63H19ZM27 60H26V61H27ZM46 60H47V62H46ZM123 60H126L127 63H129V64L125 63L126 61H123ZM174 60H176V61H174ZM257 60H259V61H257ZM6 61H7V60H6ZM6 61H5V62H6ZM9 61H11V59H10ZM40 61H41V59H40ZM55 61H56V62H55ZM106 61H108V62H106ZM117 61H118V62H117ZM119 61H121V64H120L121 66L119 65V63H120ZM134 61H135V62H134ZM137 61H138V62H137ZM158 61L161 62V64H162L163 66L161 65V67H160V65H158ZM166 61H167V64L165 63ZM170 61H172V62H170ZM177 61H178V62H177ZM216 61H218V62H216ZM220 61H221V62H220ZM229 61H230V60H229ZM236 61H237V62H236ZM14 62L17 63V64H19V65H18V66L15 65L16 67L13 68L12 66L15 64ZM31 62H32V63H31ZM61 62H62V63H61ZM79 62H80L81 65L79 64ZM94 62H96V63H94ZM98 62H102V63H103V64L101 63L102 68H101V66H100V67H99L100 69H96V68L98 67V65H100ZM104 62H106V63H104ZM131 62H132V63H131ZM144 62H141V63L143 64ZM147 62H146V63H147ZM162 62H163V63H162ZM168 62H169V63H168ZM175 62H177V63L174 64ZM219 62L221 63L220 66H219ZM233 62H234V63H233ZM261 62H263L262 65H261ZM37 63H38V62H37ZM37 63H36V65H38L37 68H41V67H39L40 64H39V63L37 64ZM111 63H114L115 65H113V64H111ZM117 63H118V64H117ZM123 63H124V64H123ZM134 63H135V65H136L137 68L139 67V68H138V69H139L138 71L135 70L136 67H135ZM178 63H179L180 65H178ZM182 63H183L185 66L187 65V63H188V65H189V64L191 65L192 69H193L194 72H195V73L193 74V77L191 76L193 70L190 69V66H189L190 71H189V69L187 68L188 65L186 66L187 69L184 70V69H183L184 66H183ZM211 63H212L213 65H214L215 63H216V64L213 66ZM231 63H232V64H231ZM235 63H236V65H234ZM237 63L241 65V66L239 65L238 68L236 67V66H237ZM257 63H259V64H257ZM6 64L8 65L7 62H6ZM11 64H13V65L11 66ZM20 64H21V65H20ZM47 64H48V63H47ZM47 64H46V65H47ZM60 64H59V65H60ZM96 64H98V65L96 66ZM108 64H109V65H108ZM116 64H117V65H116ZM130 64H132V65L130 66ZM144 64H145V63H144ZM165 64L167 65V67H166ZM171 64H172V66H173V65H174V66L177 65L178 68H177L176 70H178V69H180V68L183 69V71H182L181 69L178 70L180 73H182V74H180V75L184 76L183 78H181L182 76L178 78L179 73H175L174 68H176V67H174V66H173V67L170 66ZM201 64H203V65L201 66ZM225 64H227V65H225ZM242 64H243V65H242ZM252 64H255V65H252ZM43 65H44V66H43ZM50 65H49L48 67H50ZM57 65H55V66L53 67L52 72H53L54 68L58 67ZM77 65H78V66H77ZM79 65H80V69H81V66H82L83 69L86 68L88 71L92 69L91 71H89V72H92V74L90 73V75H89V72H87V71L85 70V71L87 72V74H88V76H87L86 73H83V72H85L83 69L80 70V71L83 70V72L78 73V72H79V71H78L79 68H75V67H79ZM104 65H105V66L107 65V66L104 67ZM118 65H119L120 69L118 68ZM124 65H126V66H124ZM150 65H151V66H150ZM207 65H206V66H207ZM232 65H233L234 67H233ZM250 65H252V67H251ZM258 65H259V67H260V65H261L262 67L259 68V67H257ZM20 66H21V67H20ZM23 66H24V67H23ZM29 66H30V68H27V67H29ZM65 66H66V67H65ZM112 66H113V67H112ZM115 66H116V67H115ZM128 66H129V67H128ZM132 66H133V67H132ZM149 66H150L151 68H153L152 66H154V68H155V67L157 68V67L159 66V68H160L159 72H158V71H155L156 69L154 70V71H155V72H154V75H155L154 78H155V79H156V78H157V79H158V78H159V79H162V78H163V79H162V80H159V79H158L159 82L157 81V83H156V80L154 79V81H155V82H154V81H153V77L151 76V77H152V79H151L152 81L147 80V77L150 79V75H153V72H151L152 74H150V73H148V72L153 71V69H154V68H153V69H150ZM197 66H196V67H197ZM206 66H204V67H206ZM217 66H219V67H218L219 69L217 68V70H216V67H217ZM224 66H225V69H226V70H224ZM0 67H1V66H0ZM19 67H20L19 72L21 71V69L24 70L25 68L27 69V71L24 70L25 72H23V70H22V71H21L22 74H23V75H22L21 72L19 73L18 70H17ZM22 67H23V68H22ZM46 67H47V66H46ZM46 67H44V68H46ZM60 67H63V66H60ZM87 67H88L89 69H88ZM90 67H91V68H90ZM114 67H115V68H114ZM122 67H123V68H122ZM124 67H127V68H124ZM130 67H132V68H130ZM140 67H141V68H140ZM162 67H164V68H162ZM179 67H180V68H179ZM182 67H183V68H182ZM204 67H203V68H204ZM227 67H228V69H227ZM229 67H230V68H233L234 70L237 69L238 71L235 70L236 72L232 73L234 70L231 72L232 69H229ZM250 67H251V69H250ZM254 67H255V68H254ZM256 67H257V68H256ZM9 68H12V69L10 70ZM15 68H16V69H15ZM32 68H33V69H32ZM37 68H35L36 71L33 72L34 74H33L32 72H28L27 74H31V73H32V75H33V76L31 75L32 77H34L35 75H38V76H39V74H35V73H38L39 70H40L39 73H42L43 71H42V68L39 69V70H38ZM51 68H52V66H51ZM51 68H50V69L47 68V69H48V71H47L48 73H47V72L45 73V75H46V74H49L48 77H50V75H52V72H51V74L49 73V72L51 71ZM74 68H75V70L78 71L77 73L80 74L79 76H78L77 73H75V70H74V73L77 74V76L75 77V75L72 73V69H74ZM111 68H112V69H111ZM121 68H122V70H124L125 72H123V71L121 70ZM159 68H157V69H159ZM171 68H172V69H171ZM214 68H215V69H214ZM221 68H222V70H224L223 73L221 72V73H222L221 77H223V75L225 74V72H226V73L228 72L229 75H224V78H225L226 76H230V75H231L230 77H231L232 79H230V77H226V78H228V81H231L230 83H233V80L236 79V81L234 82V84H235L234 86L237 87V88H235V87L233 86V84H231V87L233 86V87L235 88V90H237V91L241 90L242 92H243V91H245V92H247V91H248V92H249V91H250V92H255L254 94L256 95V97L259 96V95H257V94H258V92L260 91L263 95H261L259 98H253V97H254V94H253V93H252V94L249 93V95H248V92H247V93L243 92V94L240 92V93H239L240 95H238V92H237V91H236V93H235V91H234V93H233V90H232V89H234V88H233V87H232V88H229V87H230L229 84H228V88H229V89H227V87H226L225 85H224V87H226V90L222 89V88H223V86H222L223 84H222V83L220 84V87H221V88H220V87L218 86L219 82H221L220 79L223 81V83H224V81L228 83V81H226V79L224 80V78H220V76H219V75H220L219 73H220V71H221ZM253 68H254V69H253ZM56 69L58 70V68H56ZM60 69H61V72H59L60 74L63 73V72L65 73L64 70H63V72H62V69H63V68H60ZM60 69H59V71H60ZM102 69H103V70H102ZM115 69H116V70H115ZM140 69H141V70L144 69V73H145V72H147V73L144 74L143 72H141ZM161 69H162V70H161ZM164 69H165V71L171 69V70H170L171 72H169V71H168V72H164V71H163ZM213 69H214L215 71H214ZM239 69L241 70V72H240ZM247 69H248V71L246 72ZM260 69H261L262 71H261ZM0 70H1V68H0ZM2 70H3V68H2ZM9 70H10L11 72H9ZM43 70H44V72H45L46 69H43ZM49 70H50V71H49ZM95 70H101V71H96V73H98V74L96 75V73H93V72H95ZM112 70H113V71H112ZM117 70L120 72V74L117 72ZM120 70H121L124 74H123ZM126 70H127L128 72H127ZM187 70H188V72H191V74L189 73V75H188V72H187V75H185L184 72L187 71ZM197 70H198V69H197ZM208 70H210L209 72H211V74H210L209 72H207ZM212 70H213V72H215V73L212 74ZM229 70H230V72H231L232 74L229 72ZM249 70H250V72H249ZM253 70H254V71H253ZM256 70H257V71H256ZM37 71H38V72H37ZM55 71H56V70H55ZM133 71H134V72H133ZM173 71H174V72H173ZM178 71H177V72H178ZM205 71H206L207 73H206ZM217 71H218L219 73H217ZM255 71H256V76H255ZM258 71H259L260 73H259ZM2 72H3V71H1L0 74H1ZM56 72H58V71H56ZM56 72H55V73H56ZM66 72H67V69H66ZM69 72L72 73L73 76L75 77V78H73V76H72L73 79L76 80V78L78 77L77 79L80 81V82H79V85H77L78 81L76 80L77 83L74 84L75 86H73V87L71 86L72 83H73V81H75V80H73V79L71 78L72 81H71V80H70V82L68 81V80L70 79V73H69ZM99 72H101L102 74L100 73V75H99ZM114 72H115V73H114ZM136 72H141V74H138V75H137ZM157 72H158V74H159V75L157 74L158 77H157V75H156ZM160 72H161V73H160ZM163 72H164V74H165V78H164V74H163ZM239 72H240V74H239ZM10 73H12V74H10ZM55 73H53V74H55ZM64 73H63V74H64ZM82 73H83V74H82ZM121 73H122V74H121ZM131 73H132V74H131ZM173 73H174V74H173ZM204 73H206V76H205V75L203 76ZM208 73H209V74H208ZM216 73H217V74H216ZM236 73H237V74H236ZM250 73H251V74H250ZM262 73H263V74H262ZM57 74H58V73H57ZM57 74H56V75H57ZM63 74H62V75H63ZM65 74H66V73H65ZM65 74H64V75H65ZM93 74H95V75L93 76ZM104 74H103V75H104ZM127 74H128V75L131 74V75H133V76H130V75L128 76ZM147 74H148L149 76H148ZM161 74H162L163 76H162ZM169 74H171V75H169ZM175 74H177V75H175ZM215 74H216V76H215ZM233 74H234V75H233ZM248 74H249L250 76H249ZM252 74H253V75H252ZM2 75H3V76L0 75V76H1L0 78L4 77V78H2V80H3L2 82L7 83V85H6V84L4 85V84L1 82V80H0V83H2V84H0V87L3 86L2 88H4V86H6L5 88L11 89V88L8 87V86H9V85L11 86V83L14 84L13 81H12V79H14V78L12 77V79H11V76H9V75L7 76L6 73H4V74H2ZM4 75H6L8 78L5 77ZM84 75H86V76H84ZM122 75H123V76H122ZM154 75H153V76H154ZM172 75H173V76H172ZM195 75H196V78L194 77ZM209 75H211L212 80L214 79V77L216 78V77L218 76L217 78H220L219 80H216V82L219 81L218 84H216V85L213 84V83H215V82H214L215 80L213 81V83H212V80H211L210 82H207V81H209V80H208V79H209L208 77H210ZM212 75H214V76L212 77ZM28 76H29V75H28ZM28 76L26 75L25 79H26ZM38 76H36L37 79L39 78ZM41 76H42L43 78H42ZM41 76H40V78H42V80L40 79V80H38V81H39V82H41V81H42V82L45 81V80H44V77L46 78V76H44V73H42ZM96 76H98V77H96ZM136 76H137V78H138V80H136V81H139L140 79L142 80V77H143V76H144V80H145V77H146V80H145V81H144V80L142 81V82L145 83V84H143V83H137V82L135 83V79H137ZM169 76H170L171 78H170ZM186 76H188L189 79H190V77H191L192 79L195 78L196 81L194 80L195 82H191V80H189ZM207 76H208V77H207ZM259 76H260V77H259ZM9 77H10V79H9ZM16 77H15V78H16ZM24 77H23L22 79H21V78H20V79L18 78V80H19L20 83H21V82L23 83V81H25V80H23ZM52 77H54V78L56 79V81L58 82V80H57V78L55 77V75L51 76V78H52ZM57 77H58V75H57ZM59 77H60V76H59ZM59 77H58V78H59ZM62 77H63V76H62ZM62 77H60V79H61ZM64 77H65V76H64ZM79 77H80V78H81V77H82V78L84 77V78H83L84 80H83V79H80ZM87 77H88V78H87ZM122 77H123V79H122ZM130 77H132V78L130 79ZM134 77H135V78H134ZM140 77H141V78H140ZM160 77H161V78H160ZM185 77H186V78H185ZM201 77H205V78L202 79ZM242 77H243V78L246 77V78L244 79L245 81L243 80ZM248 77H249V78H248ZM251 77H253L254 79L251 78ZM261 77H262V78H261ZM5 78L8 79L11 83L8 84L9 81H8V82H5V80H6ZM54 78H53V82H54V80H55ZM95 78H96V80H95ZM139 78H140V79H139ZM166 78H167V80H166ZM198 78H199V76H198ZM257 78H258V79H257ZM28 79H29V77H28ZM28 79H26V81H28V82H25V83H27V84H28L29 81H30V80H28ZM37 79H36V80H37ZM46 79H47V78H46ZM63 79H64V78H63ZM132 79H133V80H132ZM168 79H169V80H168ZM178 79H179V80L182 79V81H180V85H179V80H178ZM184 79L187 81V82H186L187 85H186V84L184 85V84L181 83V82L185 81ZM237 79H238V80H237ZM247 79L251 81V82H250L251 85L248 83L249 81H248ZM255 79H256V80H255ZM14 80L16 81V82H15V85L19 84V83H17V82H18L17 78L14 79ZM20 80H21V81H20ZM32 80L34 81L35 79L33 78ZM32 80H31V81H32ZM36 80H35L34 82L32 81V83H29L31 86H30V87L28 86V87H29L28 90H30V88H33V87H32L33 84L36 86V83L38 82V81H36ZM48 80L50 81V78H48L47 81H48ZM94 80H95V81H94ZM127 80H128V82L130 83V85H129V83L127 82ZM163 80H164V81H163ZM165 80H166V81H165ZM177 80H178V81H177ZM198 80H200V81H198ZM242 80H243L244 82H243ZM31 81H30V82H31ZM49 81H48V82H49ZM51 81H52V79H51ZM51 81L49 82V84H50V83H51V84L53 83V82H51ZM61 81H62V79H61ZM61 81L59 80L60 83H61ZM67 81H68V83H66ZM111 81H112V82H111ZM148 81H149V82H148ZM192 81H193V80H192ZM204 81H205L206 83H205ZM246 81H247L248 84L246 83ZM255 81H256V82H255ZM260 81H261V83H260ZM35 82H36V83H35ZM57 82H54V83L57 84ZM59 82H58L59 85H56V84L54 85V84H52L50 87H48L49 84L46 83V81L43 82V83H41V84H42V85H44V83L48 84V86H47L46 84H45L44 86H47V87L49 88V90H50L51 87L53 88V86H54V88H53L54 91H58V90L56 89L57 86H59V88H61V89L64 88V87L62 86V85H64V84H62V83L60 84ZM71 82H72V83H71ZM85 82H86V83H85ZM105 82H107V84H106ZM122 82H123V83H122ZM131 82H132V85H131ZM146 82H148V84H147ZM242 82H243V83H242ZM258 82H259V84H258ZM16 83H17V84H16ZM22 83H21V86H20V87L23 86ZM25 83H23V84H24V86L26 87L27 85H25ZM74 83H75V82H74ZM84 83H85V84H84ZM104 83H105L106 85H104ZM110 83H111L110 86H112V85H113V86L109 88L108 86H109ZM126 83L128 84L129 89H128ZM133 83H134V84H133ZM152 83H153V84H152ZM154 83H156V84H154ZM169 83H170V82H169ZM175 83H170L171 85L169 84V86H172L173 84L175 85ZM183 83H185V82H183ZM197 83H198V84L200 83L199 85H201V87H200L201 90H204L206 87H207L206 89H208V90H204V91H205V92L203 91L204 94H202V93L200 94V93L195 92L196 90L198 91V89H199V88H197L196 90L194 89V86H195V88H196L197 86H199ZM203 83H205L206 85L203 84ZM207 83H208V84L210 83V84L208 85ZM227 83H225V84H227ZM238 83H239V84H238ZM245 83H246V85H245ZM252 83H254V84H252ZM38 84H39V85H38ZM38 84H37V87L40 86V83H38ZM117 84H118V83H117ZM123 84H124V85H123ZM135 84H137V85L139 84V86H138V87L135 86V87L133 88L132 86H134ZM149 84H150V85H149ZM162 84H163V85H162ZM166 84H167V83H166ZM202 84H203V85H202ZM211 84H212V85H211ZM261 84H262V85H261ZM15 85H13L12 87L15 88V87H14ZM19 85H20V84H19ZM42 85H41V86H42ZM76 85H77V87H76ZM91 85H88V83H87V86H88V87L91 86ZM97 85H96V86H97ZM210 85H211V86H210ZM213 85H214V87H213ZM242 85H245V86L243 87ZM24 86L22 87V88H23V89H22L23 91H24ZM44 86H43L42 88H44V89L47 88V87H44ZM55 86H56V88H55ZM60 86H62L63 88L60 87ZM87 86H85V87L87 88ZM106 86H107V87H106ZM115 86H114V87H115ZM119 86H120V87H119ZM166 86H167V85H166ZM166 86H165V85L163 86V87L165 88L164 90H166ZM179 86H180V87H179ZM215 86H216V87H215ZM238 86H239V87H238ZM241 86H242V87H241ZM246 86H247L248 90H247ZM253 86H254V88H252ZM17 87H18V85H17ZM17 87H16V88H17ZM37 87H35L34 92H38V91H39V90L36 91V88H37ZM91 87H92V86H91ZM91 87H90V88H91ZM93 87H95V86H93ZM124 87H123V88H124ZM142 87H141V88H142ZM157 87L155 88L156 90H157ZM208 87L210 88V90H209ZM2 88H1V90H3V91H1V92H3V94H4V92H5L6 90H8V89H5V91H4V89H2ZM13 88H12L10 91H9V90H8V91H9L10 93L13 92ZM39 88H40V87H39ZM48 88H47V89H48ZM52 88H51V89H52ZM59 88H58V89H59ZM68 88H69V87H68ZM106 88H108V89H106ZM116 88H115V89H116ZM167 88H168V87H167ZM170 88H172V89H170V90L167 89V90H169V91L173 90V87H170ZM184 88H182L183 91H185V89H187V88H185V89H184ZM202 88H204V89H202ZM212 88L215 89V90H213ZM238 88H239V89H238ZM243 88H244V89H243ZM18 89H19V87L17 88V90H18ZM20 89H21V88H20ZM33 89H34V88H33ZM37 89H38V88H37ZM44 89L41 91V88H40V91L43 93ZM55 89H56V90H55ZM61 89H60V90H61ZM66 89H67V88H66ZM69 89H70V88H69ZM74 89H73V90H74ZM93 89H94V88H92V90H93ZM97 89H96V90H97ZM110 89H111V90H110ZM115 89H113V91H114ZM132 89H131V90H132ZM145 89H146V87H145ZM155 89H154V90H155ZM162 89H163V88H162ZM188 89H187V91H189ZM218 89H221V91H220V90L218 91ZM230 89L232 90L231 92H232L234 95H232L230 92H229L230 94L227 93L228 90L230 91ZM257 89H258L259 91H258ZM22 90H21V91H22ZM28 90L26 89V91H24V92H26L25 94H27V91H28ZM45 90H46V89H45ZM49 90H46V91H49ZM212 90L215 91V92H213V93L211 94ZM254 90H255V91H254ZM8 91H6V95L9 94ZM40 91H39V92H40ZM206 91H208V95L206 94ZM209 91H210V93H209ZM222 91H224V92L227 91L226 94H225L224 96H222V95L224 94ZM1 92H0V97H2V100H4V102H5V100H6L8 97H7L6 95H4V96H6V97H4V98H5V99H4L3 96H1V95H3V94H1ZM31 92H33V91H31ZM34 92H33V93H34ZM41 92H40V93H41ZM173 92H174V91H173ZM173 92L171 91V92L168 93V92L166 91V94H165V93H164V94H165V96H167L166 98H169L168 96L170 95V93H173ZM200 92H201V91H200ZM7 93H8V94H7ZM14 93L17 94L16 90L14 91ZM14 93H11V94H13V96H12L11 94L8 95V96H10V98H11V97H14V96H15V98L17 97V99H16L17 101H18V99L20 98V97H18V95H19V94H22V95H23V92H22V93H21V92L19 93V91H18L17 96L14 95ZM28 93H29V92H28ZM42 93H41V94H42ZM215 93H216V94H215ZM217 93H220V94L222 93V94H221V95L218 94V96H217ZM256 93H257V94H256ZM38 94H39V93H38ZM38 94L35 93V95H38ZM193 94H194V95H193ZM199 94H200V96L202 95L203 97H205L204 95L209 96V97H205V98L202 99V96H201V97L199 96V98H201V100H200V99H198V95H199ZM227 94H229L230 96H228ZM22 95H21V98H22ZM29 95H30V93H29ZM39 95H40V94H39ZM213 95H216V96H213ZM226 95H227V96H226ZM235 95H236V96H235ZM241 95H242V96H241ZM244 95H245V96H244ZM246 95H247V97H249L248 100H247V105H246L245 103H243V102H244L243 100L246 101V99H247V98H244V97H246ZM26 96H27V95H26ZM165 96H164V97H165ZM211 96H212V97H211ZM219 96H222V98L226 97V101L228 100L227 102H225L226 104H225V103H222V102H224L225 100L223 101L222 98H218ZM231 96H233V99L231 98ZM237 96H238L237 100H239L238 103H240V104H242V105L238 104L237 102L235 103V100H234V99H235ZM23 97H24V96H23ZM28 97H29V98L31 97V98H30V102H31V103H32V102H35V101H36L37 104H39V103H43L42 100H41V102H40V101H38L39 99H38V100L36 99L37 96L35 97V96L30 95V96H28ZM28 97H27V98H28ZM34 97H35L36 100L33 99ZM214 97H216V98H214ZM234 97H235V98H234ZM239 97H241L240 99H241L242 103L240 102ZM15 98H13L12 100L8 98L7 100H9V102H10V101L12 102V101H15ZM230 98H231L234 102H232V100H231ZM0 99H1V98H0ZM23 99H25V98H23ZM23 99H20V100H19L20 102L18 101L19 104L17 103V101H16V102H12L13 105L10 103L8 106H5V108L8 107L7 109H10V108H11L10 105H12V107H14V106H15L14 103H15V104L17 103L16 106H15V108H17L18 105H19L20 107H22L24 101H26V102L29 101V99L24 100V101H23ZM32 99H33V100H32ZM55 99H56V98H55ZM60 99H61V98H60ZM214 99H215V101H213V102L216 103L217 107L214 106V105H213L214 107H212V106L210 107L211 104H209V103L211 102V100H214ZM221 99H222V100H221ZM224 99H225V98H224ZM242 99H243V100H242ZM253 99H254V100H253ZM259 99H260L261 101H260ZM21 100H22V103H21ZM57 100H58V98H57ZM61 100H62V99H61ZM149 100H150V99H149ZM198 100H199V101H198ZM209 100H210V101H209ZM237 100H236V101H237ZM44 101H45V100H44ZM59 101H60V100H59ZM151 101H153V99L150 100V101H148V102L151 103ZM216 101H217L218 103H217ZM248 101L250 102V104L248 103ZM0 102H2V103H0L1 105H2V104H6V105H7V103H3V101H0ZM6 102H7V101H6ZM153 102H154V101H153ZM187 102L190 103L189 101H187ZM196 102H197V103H196ZM200 102H199V103H200ZM213 102H212V103H213ZM231 102H232V103H231ZM253 102H254V107H251V105H252ZM20 103H21V105H20ZM28 103H29V102H27L26 105H28ZM31 103H30V104H31ZM36 103H35V104H36ZM45 103H46V101H45ZM58 103H60V102H58ZM104 103H105V102H104ZM202 103H200L199 106H202V105H203ZM227 103H228V105H227ZM32 104L35 106L34 103H32ZM32 104H31V105H28V106H26V105L24 106V105H23V107H24V108H28L29 106H32ZM219 104H220V105H219ZM222 104H223V105H222ZM224 104L227 105L226 107L229 106V111H230V109H232V112H233V113H230L229 118H228L229 113L227 114V112H228L227 110H228V109L225 108ZM231 104H232V106H231ZM244 104H245L246 107H248V106L250 105V106H249L250 108H252V109L255 108L254 110H252V111L249 112L250 115H252V114H257V115H255V117H254L253 115H252L253 117L248 116L249 114H247L248 112H246V111H249V110H251V109L245 107V109H246V110H245V109L242 107V106H244ZM248 104H249V105H248ZM259 104H260V105H259ZM101 105H102V103H101ZM104 105H105V104H104ZM257 105H258L259 108L256 107ZM2 106H3V105H2ZM199 106H198V107H199ZM208 106H209V107H208ZM219 106H220L221 108H220ZM252 106H253V105H252ZM20 107H19L18 109H21ZM23 107H22V108H23ZM187 107L189 108V106H187ZM187 107H185L184 109H186ZM198 107L195 109L196 111H197ZM204 107H202V108H204ZM234 107H235V109H234ZM1 108H2V107H1ZM1 108H0V109H1ZM209 108L211 109L210 111H212V112L208 111ZM214 108H215V110L217 109V110H216L217 112L214 111ZM218 108H220L221 110L219 109V110H220V111H219ZM223 108H224V109H223ZM261 108H260V110H261ZM3 109H4V108H3ZM7 109H6V110L4 109L5 111H3V113L6 112V111H9V110H7ZM200 109H201V107H199V110H200ZM212 109H213V110H212ZM243 109H244L245 111H244ZM257 109H258L259 112H257ZM10 110H12V108H11ZM203 110H205V109H203ZM206 110H205V112H206ZM222 110H225V111H226V112L224 111V114H225V115L227 114L225 118H224V114L222 113V112H223ZM234 111H236V112H235L236 114L234 113ZM239 111L242 113L240 116L238 115V114H240ZM242 111H244V112H242ZM253 111H255L256 113H254ZM1 112H2V111H1ZM1 112H0V113H1ZM245 112H246L247 116H246ZM198 113H199V112H198ZM251 113H252V114H251ZM258 113H259V114H258ZM231 114H232V117H233V114H235L234 117L237 118V120L235 119L234 122H237V121L240 119V120L238 121L239 124L232 123L233 121L230 122L231 124L236 125V126H233V127H236V129H238L237 127H239V126H237V125H241V126L239 127V129L236 131L237 133H235V134H233L232 132H230L231 129L233 130L232 125L229 126V125H228L229 123L227 124V120H224V119H226V118H227L228 120H229V119H233L234 117L232 118V117H231ZM0 115H1V114H0ZM236 115H237V116H236ZM2 117H3V116H2ZM2 117H0V118H2ZM230 117H231V118H230ZM246 117L249 118V120H248ZM219 118H220V120H218ZM221 118H222V119H221ZM250 118H251V121H250ZM252 118H253V120H252ZM201 119L203 120L202 116L198 119V122H199L200 124H202V125L205 124V122H201V121H202ZM212 119L215 120V121H213ZM241 119H242V120H241ZM199 120H200V121H199ZM222 120H224V122H221ZM230 121H231V120H230ZM242 121H243V122H242ZM244 121H245V122H244ZM254 121H253V122H254ZM257 121H256V123H257ZM162 122H164V123H162ZM212 122H214V123H212ZM217 122H220V123H217ZM225 122H226V125H225L226 128H225V126H224V123H225ZM228 122H229V121H228ZM238 122H237V123H238ZM166 123H167V122H165V120L162 119V121H161V123H159V125L161 126V125L163 124V125H162L163 127H165V128H169V129H170V126H172V122H168V124H167L166 126H164ZM240 123H242V124H240ZM250 123H251V125H253V126H250ZM258 123H257V125H258ZM211 124H210V125H211ZM220 124H222V125H220ZM247 124H248V126H245V125H247ZM169 125H170V126H169ZM255 125H256V124H255ZM157 126H158V125H157ZM162 126H161V128H160V127H159V128H160V129H165V128H163ZM167 126H168V127H167ZM211 126H212V125H211ZM228 126H229L231 129H230ZM242 126H245V128L247 127V129H248L247 133L249 132L250 135H249V133H248V134H246V133L243 134V133H242V132H243L242 129L244 128V127L241 128ZM213 127H214V126H213ZM223 127H224V128H223ZM227 127H228V129H227ZM257 127H258V126H257ZM263 127H264V126H263ZM211 128H212V127H211ZM240 128H241V129H240ZM169 129H167V130H169ZM219 129H220V130H219ZM221 129H222L224 132H222ZM236 129H234V130H236ZM247 129H246V130H247ZM249 129H250V130L252 129L253 132H252V130L249 131ZM254 129H255V130H258V132L260 131V133H262L263 135H262V134H258V132L256 131L257 134H258V137H257L256 133L254 132ZM170 130H171V129H170ZM211 131H212V129H211ZM216 131H218V132L220 131V132H219L218 134H216V133H217ZM225 131H226V132H225ZM227 131H228V132H227ZM240 131H241V133H239ZM261 131H263V132H261ZM215 132H216V133H215ZM221 132H222V133H221ZM233 132H234V131H233ZM244 132H246V131H244ZM231 133H232V134H231ZM220 134H221V135H220ZM253 134H254V135H253ZM224 135H225V136H224ZM231 135H232V136H231ZM234 135H235V136H234ZM240 135H241V136H240ZM247 135H248V136H247ZM259 135H262L263 137L261 136L262 138H260ZM237 136H238V137H237ZM255 136H256V137H255ZM218 137H219V138H218ZM222 137H224V138H222ZM229 137H230L231 139H230ZM241 137H243V138H241ZM251 138H252V139H251ZM232 139H233V141H232ZM254 139H255V140H254ZM241 140H242V141H241ZM244 140H245L246 142H245ZM252 140H253V141H252ZM237 141H238V142H237ZM247 141H248V142H247ZM258 141H259V142H258ZM261 212H262V211H261ZM259 213H260V212H259ZM261 214H262V213H261ZM261 214H260V215H257V216H258V217H260V216L262 217L263 214H262V215H261Z\"/></svg>","mask_w":264,"mask_h":264}]
</instances>
